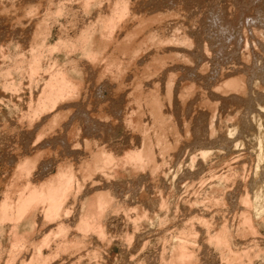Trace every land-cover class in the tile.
<instances>
[{"label": "rangeland", "instance_id": "1", "mask_svg": "<svg viewBox=\"0 0 264 264\" xmlns=\"http://www.w3.org/2000/svg\"><path fill=\"white\" fill-rule=\"evenodd\" d=\"M29 3H28V2ZM35 1H37V2H35ZM61 1V2H60ZM64 1V2H63ZM79 1V2H78ZM93 0H91V3H90V5L86 8L85 7V0L83 1V0H52V2L50 1V0H0V72L2 73H0V205L2 206V204L3 203H5L6 202V204L7 203H10L9 202V200L12 202L13 200L15 201V200H17L18 199V193H20V190L22 189H25V187H24V185H26V182H27V180H33V182H34V180H35V182H37L40 178H39V176H40V172H43V173H41V176L42 177H44L45 176V174H47L48 172L49 173H55L56 172V166L55 165H57L56 164V162H60V161H62L63 159V162H65V159H70L71 160V155L68 157V155H66L68 158H65V157H63V155L62 154H60V152L59 151H55V150H58L57 148H55V146L53 147V146H50L49 144H45L46 142H48V140H49V138H47V137H43L42 139H40V141L39 140H37V137L35 138V135H36V133L38 132V129H40V127H41V125L42 124H40L41 122H44V116L45 115H40V116H36V117H38L37 118V120H38V122H37V120L34 122V124L32 125V124H29V122L27 121V119L25 118L24 119V115H26V113H28V111H29V109L28 108H30L31 106H33L34 104L32 103L33 101V99H35L37 96H38V94L40 93V90H41V88H42V86H43V84H44V82H46V77H50V74H51V71L53 70V69H55V67L57 66V68L60 66V67H65L64 65H65V63H66V66L68 67V70H69V68L71 69V66L73 65V66H76L78 69H80V73L79 74H76V73H74V72H72L73 71V68H72V70H69V71H71V72H69L71 75H72V77L73 78H75L76 80H78V81H80V82H82L83 84H86V85H88L89 84V87L87 88H85V90L86 91H88V94H85V96L86 97H90L91 96V98L90 99H93V100H91L92 102H90L89 100V98H88V101H87V98H86V100L84 99H81V97L82 96H84L83 94L84 93H87V92H85L84 91V93L83 94H81V95H79V96H81L80 97V99H79V103L80 104H83L82 106H85V111H87L88 109L89 110H91V107H92V112H90V113H94V114H96V113H99L98 111H100L101 112V115H102V123H100L101 125L100 126H102V127H99V125H98V128H96L97 127V125H96V122H98V121H95V120H93V121H95L94 122V124H92L93 123V121H92V123H91V121H89L90 119H87V117H81V120L82 121H85V124L87 123V125H85V127L86 128H84V134H86V132L88 131V135H91L90 136V138L91 137H98V138H100L99 140H98V138H97V141H99L100 143L102 142V141H104V142H102V143H105L108 147H111V149H113L112 151L113 152H115V154L116 155H121V154H124L125 153V151H126V149H130L131 147H138V148H140V147H142L141 146V143L142 144H146V141H144L143 139H142V137H141V134H142V132L140 131V133H139V129L137 130V128H135V127H133L132 129L134 130V128L137 130H135L134 131V133H131L132 131L130 130V128H129V125L127 124V122H125L124 121V116H123V114H125L126 112H130L131 111V109H137L138 107H139V104L138 103H136V104H138V107L136 108V104L134 103V101L131 99L130 100V102L131 103H134V104H130V102L128 103V101H127V99L130 97V95H128L129 94V92L128 91H130L131 92V90H136L137 88L138 89H142V87L144 88V89H142V91L143 90H145L144 91V94H146V92L150 89V88H155L154 90L152 89V91H154L155 92V90H156V92H155V94H157V92H158V89L160 90V91H162V90H166V88H165V84H166V87H167V83H165V82H167L168 81V77L171 75V77H174V82H176L178 85H176V86H174L176 83H174V88H176V89H173V92H174V95L177 97V96H179L178 95V91H180V89L182 88L183 90H184V86L186 85V84H191V86L192 87H190V89H189V94L191 95H189L190 97V99H189V101L187 102V104H188V106H186V107H183V106H181L182 105V103H180V99H178V97L176 98V97H173V99H172V103H173V105H172V103L170 104L168 101H165L164 102V100H163V105L161 106V110H163V111H167V112H163V113H165V117H166V123H165V126L167 127V125L169 124V126H170V124H172L171 122H173V126L171 125V127H167L170 131H169V133H168V131H167V133H165L166 134V138H167V140L169 139V138H171V139H169V141H167V143L169 144H171V146H170V149L171 150H168L167 151V153H166V155H165V158L167 157V155H168V157L164 160V168L163 167H161V166H163L162 165V162L159 164V167H161V168H158V171H156L155 172V176L154 177H156V178H152L153 176H151V174L153 175V173H150V168L149 167H147L146 169L144 168H142L143 170H139V171H137L136 172V174L138 173L140 176H141V178L140 177H136V175H134L135 173H133V172H131V170L129 169V167L127 168L126 166V169H127V171H125L126 169H125V167H112L110 170H107V172H108V174H107V172H105L104 171V173L105 174H107V175H110V179L112 178V176H113V180L111 179V181L113 182L112 183V185L111 184H105V186H107L106 188H109L110 189V192H112L113 193V195H114V197H116L117 196V198H114V202H113V207H112V204L109 206V208H110V210L108 209V205L106 206V211H104V214H103V216H102V218L104 219H100L101 221V223H104V226H105V233H106V236L104 237V236H102L103 238L101 239V238H99L98 239V237L100 236L99 234V236L98 235H96V236H98V237H96L95 236V234H97V233H95V231L93 232L91 229L88 231V230H83L85 233H86V231L87 232H89V233H83L82 235L83 236H81V234H80V232L79 231H82L79 227H76V225H77V223L76 222H74V221H76V218L78 219L80 216L78 215V214H80L81 213V211H82V204H80V203H82V201L83 200H87V198L89 197V195L91 194V188H90V190H89V187H87V186H90V187H92V184L93 185H95L94 183L96 182V183H100V182H98V180L99 179H97V178H99L98 177V175H100V174H98V172L97 173H95L94 175H92L91 177H89L90 179H86L85 181H86V183H83V184H85V188L82 186V188H84L83 190L85 191H83V190H80V193H79V195H78V197H79V199H78V197L76 198L75 197V195L73 196L72 195V197H75L74 199H76V200H74L72 197H69L68 199L69 200H67V201H69V202H67L66 203V209H67V206L69 207V205H70V207H69V214H67V217L65 216V217H60V216H62V215H60L58 218L59 219H56L55 221H54V219L53 220H49V221H54V222H49V221H43L42 222V220H43V216H42V212L44 211V209L46 208V203H42V204H40L37 208H33V210H35V211H33L32 213H27V216H24V217H21V219H15V218H17V217H15V218H13L12 216V218H9V219H5V217H4V219L2 218V219H0V264H4V262H5V264H9L10 262H9V259L10 258H15L14 260H15V262H14V264H20L21 263V261H25V259H26V262L28 263V262H30L31 260H34V258L35 257H33L34 256V254H35V252L34 251H42L43 252V255L44 256H46L45 254H47L48 255V262H45L44 264H67V263H69V264H92V262H93V264H146V263H148V264H164V262L165 261H167V262H165V264L167 263V264H177V263H172V262H170L169 260H172V259H169V258H173V260H175V258H174V256H175V254H177L178 252H179V250H181L182 251V249L180 248V249H178L177 247H174L173 246V244H174V242H176V240L178 239V238H180L179 236L181 235L180 234V232H182L183 233V231L185 230V232H188L189 233V230H186V228L188 229V228H190V226L192 227L190 230L191 231H193V229H196L195 231L198 233V235L194 232V234H193V237H194V241L196 242L195 244L193 243H190V242H188V245H187V248H190V249H187L186 247L184 248V250L186 251V249L188 250V258H185V262H184V264L186 263H188V264H229L230 262H231V264L233 263V264H264V217H262V216H260V217H258L259 219H262L261 221L260 220H258V218L257 217H255V216H252V214H251V212H250V210H249V207H250V204H249V200H248V198L250 199H252V194H253V191H254V187H256V185L255 184H252V183H255V179H253L252 180V178H254V172H255V163H256V156H255V153H256V151L259 149V145H258V140L256 139V132L258 131L257 130V127L255 126V125H253V122H251V124L249 123L250 121H249V119L248 118H250V116L254 113H258V115H262V114H264V111H262V107H259V105L257 104V102L258 103H260L261 104V106L262 105H264V88H262V87H264L263 85H264V78H263V76H261V75H259V76H256V72H258V73H261V74H263L264 73V54H263V50H262V48H263V46L261 45V43H260V41H258L257 39H258V37H257V35H254V33L256 34V32H254V30L256 31V29L258 28V27H261V26H264V23H263V21H264V0H130L131 2L133 1V3L134 2H136V3H134L133 5L135 6H133V5H131L132 7L130 8L131 10H129V11H131V12H129L130 13V15H128V18H127V16L124 18V21H122L123 22V24L122 25H124L125 24V26H122V25H120V27H119V24H121L122 22H120L117 26V29L116 28H114L115 29V31L116 32H114V36L115 37H113L112 39H114V38H116V42L115 41H112V40H110L109 39V43H110V45H108L107 47L108 48H106V49H103V51L101 52V53H103L101 56H102V58L104 59V57H106L104 60L102 59V58H100V59H102V60H95V61H93V63H92V59L90 58V57H87V55H86V53L84 54V55H86V56H84V55H82L85 51V44H86V41H85V38H82V36L85 34L84 32H86V27L88 26L89 28V30H97L98 31V28L100 27L101 28V22H97V21H100L101 19H106L108 16H109V14H110V11L111 10H109L110 9V5H111V1L110 0H94L93 2H92ZM112 1H114V0H112ZM153 1V2H152ZM158 1V2H157ZM179 1V2H178ZM233 1V2H232ZM12 4H10V3ZM15 2H16V4H15ZM18 2H20V3H18ZM30 2H33V3H30ZM63 2V3H62ZM66 2V3H65ZM77 2V3H76ZM97 2H99V3H97ZM110 2V3H109ZM146 2V3H145ZM161 2V3H160ZM175 2V3H174ZM178 2V3H177ZM182 2H183V4H182ZM186 2V3H185ZM194 2V3H193ZM48 3H50V5L48 4ZM103 3H105V4H103ZM25 4V5H24ZM33 4V5H32ZM67 6H66V5ZM110 4V5H109ZM132 4V3H131ZM169 4V5H168ZM181 4V5H180ZM192 4V5H191ZM10 7H9V6ZM16 5V6H15ZM27 5V6H26ZM49 5V6H48ZM61 5L63 6L62 7V9H61ZM83 5V6H82ZM158 7H157V6ZM177 5V6H176ZM180 5V6H179ZM203 5V6H202ZM31 7L32 6V8L31 9H34V10H32V11H35V13L34 12H32V16H30V15H27L26 14V12H25V10H27L28 8L27 7ZM36 6L38 7V8H36ZM43 6V7H42ZM112 6V5H111ZM138 6V7H137ZM181 6H183V7H181ZM188 6H189V8H188ZM8 7V8H7ZM13 9H12V8ZM23 7V8H22ZM26 7V8H25ZM48 9H47V8ZM50 7H53L52 9V11H54L55 9L58 11V13H57V11L55 10L54 12V15H53V13H52V11L50 12ZM56 7H58V8H56ZM73 7V8H72ZM76 7V8H75ZM84 9H83V8ZM148 7V8H147ZM150 7V8H149ZM163 7V8H162ZM187 7V8H186ZM205 7V8H204ZM225 7V8H224ZM18 8V9H17ZM41 8V9H40ZM67 8V9H66ZM154 8V9H153ZM162 8V9H161ZM178 8V9H177ZM202 8V9H201ZM226 8H228V9H226ZM239 8V9H238ZM241 8V9H240ZM5 11H4V10ZM35 9H37V10H35ZM138 9V10H137ZM166 9V10H165ZM192 9V10H191ZM9 10H12V11H9ZM18 10V11H17ZM44 10V11H43ZM60 10V11H59ZM70 10V11H69ZM99 10V11H98ZM133 10L135 11V12H133ZM147 10V11H146ZM152 12H151V11ZM186 10V11H185ZM188 10H189V12H188ZM229 10V11H228ZM234 10V11H233ZM254 10V11H253ZM8 11V12H7ZM144 11V12H143ZM171 11V12H170ZM191 11V12H190ZM256 11V12H255ZM7 12V13H6ZM10 12V13H9ZM48 12V13H47ZM61 12V13H60ZM108 12V13H107ZM132 12H133V14H132ZM138 12V14H135V13H137ZM168 12V13H167ZM186 12V13H185ZM203 12V13H202ZM221 12V13H220ZM19 13V14H18ZM23 13L25 14V15H23ZM41 13V15H39ZM49 14V15H46V14ZM75 13V14H74ZM94 13V14H93ZM142 13V14H141ZM167 15H166V14ZM233 13V14H232ZM254 13V14H253ZM259 13V14H258ZM6 14V15H5ZM7 14H9V15H7ZM11 14V15H10ZM18 14V15H17ZM20 14H21V16H22V18H20ZM107 14V17H104L105 15ZM140 14V15H139ZM152 14H153V17L155 16L157 19L156 20H154L155 19V17H154V19H151L150 18V16L152 17ZM157 14L159 15V16H157ZM160 14L162 15V17H160ZM163 14H164V16H163ZM169 14V15H168ZM189 14V15H188ZM191 14V15H190ZM204 14V15H203ZM3 15V16H2ZM99 15V16H98ZM104 15V16H103ZM135 15H136V17H135ZM147 15V16H146ZM185 15V16H184ZM187 15V16H186ZM193 15V16H192ZM206 15V16H205ZM233 16V17H236V18H234L233 20H234V22H232V19H230V18H227V17H229V16ZM235 15V16H234ZM29 16V17H28ZM90 16V17H89ZM104 17V18H102V17ZM138 16V17H137ZM180 16V17H179ZM183 16V17H182ZM189 16V17H188ZM197 16V17H196ZM250 16V17H249ZM255 16V17H254ZM13 17H15V18H13ZM19 17V18H18ZM54 17V18H53ZM99 17L101 18L100 20H99ZM134 17V18H133ZM143 17V18H142ZM158 17H160V18H158ZM175 17H176V20H174L175 19ZM185 17V18H184ZM196 17V18H195ZM25 18V19H24ZM39 18V19H38ZM94 18V19H93ZM148 19V18H150V20L149 21H146V22H144V24H142V22L143 21H145V19ZM180 18H182L181 20H179ZM187 18V19H186ZM191 18V19H190ZM193 18V19H192ZM226 18V19H225ZM257 18V19H256ZM262 18V19H261ZM15 19V20H14ZM20 19H22V21L20 20ZM24 19V20H23ZM126 19H128L129 21H127ZM132 19V20H131ZM140 19H144L143 21H141ZM158 19H160V20H158ZM184 19V20H183ZM205 19V20H204ZM231 21H230V20ZM236 19V20H235ZM261 19V20H260ZM7 20V21H6ZM9 20V21H8ZM31 20V21H30ZM35 20V21H34ZM42 20V21H41ZM44 20V21H43ZM55 20V21H54ZM140 22H139V21ZM162 20V21H161ZM177 20H179V21H177ZM213 20V21H212ZM224 20V21H223ZM255 20V21H254ZM13 21V22H12ZM25 21V22H24ZM33 21V22H32ZM41 21V22H40ZM54 21V22H53ZM102 21V20H101ZM134 21H136V22H134ZM159 21V23L157 24L156 22H158ZM160 21H161V23H164V24H161L160 23ZM167 21V22H166ZM168 21H169V23H168ZM177 21V22H176ZM190 21H192V22H190ZM205 21V22H204ZM236 21V22H235ZM257 21V22H256ZM262 21V22H261ZM35 22V23H34ZM42 22H44L43 23V25L42 24H40V23H42ZM77 22V23H76ZM87 22V23H86ZM96 22V23H95ZM124 22H128V25H129V27H128V25H127V27H126V23H124ZM148 22V23H147ZM154 22V23H153ZM179 22V23H178ZM199 24H198V23ZM223 22V23H222ZM225 22V23H224ZM232 24H231V23ZM249 22H250V24H249ZM11 23H13V24H11ZM46 23V24H45ZM101 23V24H100ZM138 23V24H137ZM167 23V24H166ZM190 23V24H189ZM197 23V24H196ZM201 23V24H200ZM211 23V24H210ZM237 23V24H236ZM6 24V25H5ZM41 25V28L40 27H38V26H40ZM45 24V25H44ZM51 24V25H50ZM86 24H88V25H86ZM137 24V25H136ZM161 24V25H160ZM256 25V24H260V25H258V27H257V25H256V29H255V26L254 25ZM3 25V26H2ZM23 25V26H22ZM74 25V26H73ZM84 25V27H85V30H84V27H82ZM90 25V26H89ZM91 25L93 26L92 27V29H90L91 28ZM96 25V26H95ZM141 25H144V26H141ZM182 25V27H180ZM188 25V26H187ZM195 25V26H194ZM234 25V26H233ZM18 26V27H17ZM35 26V27H34ZM46 26H48V28H49V30H48V28H46ZM50 26V27H49ZM71 26V27H70ZM95 26V27H94ZM135 26V27H134ZM142 28H141V27ZM164 28H163V27ZM176 26H178V28L176 27ZM229 26V27H228ZM242 26H243V28H242ZM254 26V27H253ZM8 27V28H7ZM14 27V28H13ZM21 27V28H20ZM24 27V28H23ZM29 27V28H28ZM43 27V28H42ZM98 27V28H97ZM116 27V26H115ZM126 29H125V28ZM134 27V28H133ZM139 27V28H138ZM152 27V28H151ZM161 27V28H160ZM194 27V28H193ZM204 27V28H203ZM246 27V28H245ZM250 27L253 29L254 28V30H252V29H250ZM5 28V29H4ZM35 28V29H34ZM39 28V29H38ZM81 28V29H80ZM95 28V29H94ZM123 28V29H122ZM129 28H130V30H131V28L133 29V31H134V29L136 30V28H137V30L135 31L136 33H134V34H136V35H132L131 37H133V38H129V39H134V40H132V42L134 41V43H136L139 39H143V36H144V34H145V37L144 38H147L148 37V35L150 34L151 35V32L152 31H156V32H153V33H155V35L159 32V34H164L163 36H165V33H166V36H169L170 35V37L169 38H171V36L173 37V35L172 34H174V40L175 41H177V44L180 42H178V40H176V39H179V37H180V35H182L183 33L181 32V31H184V33H185V31H188V35H190L189 37H192V35H193V37H194V41H192V39H193V37H192V39L190 40L191 42H189V43H192V44H195V45H193V47H191L192 45H188V46H184L183 47V45L181 46V44L182 43H179L178 45H177V47H176V45H175V41H171V42H173V43H169L168 44V42H165L166 44H167V46L165 45V44H163V47L162 48H160V49H157V39L159 38V39H161L163 36H161V38H160V36L158 37V35H156L157 37V39H156V42L157 43H153V42H149V44H148V42L147 43H145V45L147 46V48H145L144 49V47L142 48L143 50H144V52L141 54V52H139L141 55H139V54H137V58H139L138 60H135V61H133V62H131L132 64H131V66H130V69L128 70L129 72L131 71V70H134V71H136V73L138 74V75H140L141 73H142V75H145L144 76V80L141 78V77H143L142 75H140V77L139 78H141L140 79V81H139V78L138 77H136L137 79H135V81H134V75L136 74V73H134V71H133V74H132V71L130 72V73H128V71H127V74H125L124 76H123V78H124V80H123V82H122V85L124 86L123 88H121L120 90L118 89V92H117V90L115 89V88H113V87H111L110 86V84H107V83H103V84H101V83H98V82H103V81H105L106 82V79H107V77L109 76V74L107 73V74H105V75H108L107 77L106 76H104V80L103 79H101V80H103V81H96V79H95V77H92V75L91 74H93L94 73V71H93V73H91L90 74V72H92V70L94 69H97V68H99L100 66H104L106 63L107 64H109V63H113V62H117L116 60H118V61H120V59L122 58V57H125V59H127V57H129V55H130V52L128 51V52H126V54L128 53V55H126V54H124L123 55V53L120 55L119 53H121V52H119V51H115L116 49V46H118L119 45V43H120V41H122V39H125L126 37H125V35H126V33H124L125 31L127 32H129L130 30H129ZM150 29V33L149 32H147V31H149V30H147V29ZM163 28V29H162ZM188 28V29H187ZM218 28V29H217ZM244 28H245V30H244ZM248 28V29H247ZM262 28V27H261ZM264 28V27H263ZM262 28V29H263ZM71 29V30H70ZM122 31H121V30ZM142 29V30H141ZM144 29V30H143ZM155 29V30H154ZM158 31H157V30ZM160 29V30H159ZM178 30V31H176V30ZM182 29V30H181ZM198 29V30H197ZM201 29V30H200ZM226 29V30H225ZM242 29H243V32H242ZM260 29V28H259ZM24 30V31H23ZM27 32H26V31ZM34 30V31H33ZM37 30V31H36ZM40 30V31H39ZM48 30V32L46 33L45 31H47ZM84 30V31H83ZM124 30V31H123ZM174 30H175V32H174ZM205 30V31H204ZM249 30V31H248ZM1 31H4V32H1ZM39 31V32H38ZM138 31V32H137ZM162 31H163V33H162ZM189 31H191V32H189ZM195 31V32H194ZM197 31V32H196ZM202 31V32H201ZM244 31H247L248 33H245ZM6 32V33H5ZM12 32V33H11ZM20 32V33H19ZM33 32V33H32ZM39 33L38 35H36V33ZM44 32L46 33L45 34V36H44ZM83 32V33H82ZM127 32V33H128ZM145 32V33H144ZM203 33V35L201 34V33ZM210 32V33H209ZM35 33V34H34ZM41 33V34H40ZM69 35H68V34ZM82 33V34H81ZM117 33V34H116ZM140 34V36L138 35V34ZM142 33V34H141ZM148 33V34H147ZM176 33V34H175ZM177 33H180V35L179 34H177ZM206 33H207V35H206ZM242 33H243V35H242ZM5 34V35H4ZM22 34V35H21ZM26 34V35H25ZM43 34V35H42ZM187 33H185V35H186ZM197 34H199V35H197ZM241 34V35H240ZM244 34H246V36L248 37V38H246V36L244 35ZM250 36H248V35ZM2 35V36H1ZM16 35V36H15ZM31 35V36H30ZM121 36V38H120V36ZM124 35V36H123ZM137 35H138V38H137ZM147 35V36H146ZM154 35V36H155ZM177 35V36H176ZM184 35V34H183ZM184 35V36H185ZM41 36V37H40ZM64 36V37H63ZM127 36V35H126ZM134 36H136V38L134 37ZM142 36V37H141ZM165 36V37H166ZM179 36V37H178ZM208 38H207V37ZM245 36V37H244ZM253 36V37H252ZM257 37V38H254V37ZM2 37V38H1ZM35 37V38H34ZM42 37H44V39L42 38ZM125 37V38H124ZM141 37V38H140ZM164 37V38H165ZM178 37V38H177ZM253 38V41L251 40L252 38ZM20 38V39H19ZM38 40H37V39ZM63 38L64 39H67V40H63ZM71 38H72V40H71ZM78 38H80V39H78ZM81 38H82V40H84V41H82L81 40ZM167 38V37H166ZM197 38V39H196ZM201 38H203V39H201ZM244 38H246V39H250V41H248V44H247V42H245V39ZM35 39H36V41H35ZM63 41H62V40ZM70 39V40H69ZM78 39V40H77ZM119 39H121V40H119ZM138 39V40H137ZM154 39V40H155ZM207 39V40H206ZM254 39L255 40H257L256 42H254ZM260 39V38H259ZM18 40V41H17ZM40 40H41V42H40ZM128 40V39H127ZM131 40H129V41H131ZM137 40V41H136ZM149 40H150V38H149ZM204 40V41H203ZM242 40V41H241ZM33 41V42H32ZM43 41H45V43L47 44V45H49V47L50 46H52V45H54L55 43H58V45H59V47H57V46H55L54 47V49H53V47H51V49H52V51H51V49H45L44 48V50H42L41 51V61H42V69H41V71L39 70V72L37 73V74H35L34 76H31V74L28 72V64L30 63V60H31V55H32V51H31V49H29V48H34L35 46H37V49H39V46L42 44V42ZM57 41H59V42H57ZM60 41H62V42H60ZM67 42V43H65V42ZM75 41H76V43L79 41V43H75ZM112 41V42H111ZM136 41V42H135ZM198 41V42H197ZM205 41H206V43H205ZM34 42H35V44H34ZM37 42H38V44H37ZM70 42H74L73 43V45H72V43H70ZM85 42V43H84ZM175 42V43H174ZM193 42H196V43H193ZM201 42V43H200ZM245 43V45H244V47H243V44L242 43ZM41 43V44H40ZM44 43V44H45ZM66 45H65V44ZM70 43V44H69ZM81 43H83V44H81ZM203 43H205V44H203ZM209 43H210V45H209ZM256 43V44H255ZM258 43V44H257ZM37 44V45H36ZM45 44V45H46ZM63 45V47L62 46H60V45ZM115 44H117V45H115ZM148 44V45H147ZM153 44V45H152ZM156 44V45H155ZM159 44V43H158ZM202 44H203V47H202ZM258 45L257 47L256 46H253V45ZM23 45V46H22ZM70 45V46H69ZM71 45H72V48H71ZM84 45V46H83ZM161 44H159V46H160ZM170 45V46H169ZM175 45V46H174ZM204 45H206V48H205V46ZM224 45V46H223ZM65 46V47H64ZM151 46V47H150ZM159 46H158V48H159ZM164 46H165V48H164ZM201 46V47H200ZM226 46V47H225ZM76 47V48H75ZM84 47V48H83ZM153 47V48H152ZM156 47V48H155ZM186 47H188V48H186ZM249 47V48H248ZM74 48V49H73ZM111 48V49H110ZM112 48H113V50H112ZM171 48L172 50H174V51H171V50H169V49ZM177 48V49H176ZM181 48V49H180ZM190 48H192L191 50H190ZM197 48H198V50H197ZM200 48H202L203 49V51H206L205 53L202 51V49H201V51H200ZM246 48V49H245ZM36 48H34V50H35ZM35 50V51H38V50ZM68 49V50H67ZM70 49V50H69ZM72 49V50H71ZM82 49V50H81ZM84 49V50H83ZM108 49V50H107ZM148 49V50H147ZM156 49V50H155ZM163 49V50H162ZM186 49H188V50H186ZM205 49V50H204ZM208 49V50H207ZM209 49H210V51H209ZM224 49V50H223ZM225 49H226V51H225ZM232 49H233V51H232ZM66 50V51H65ZM81 50V51H80ZM104 50H106V51H104ZM142 50V51H143ZM146 50V51H145ZM153 50V51H152ZM158 50V52H160V53H162L163 55H164V53H166V55L165 56H169V58L170 59H168L167 58V61H168V63H170V65L168 64V63H165V64H163V66H166V64L168 65L167 67H163L162 65L161 66H158V67H155V68H158V69H155L153 66H152V64H150V63H153V62H151V60H152V57H153V55H154V53L153 52H156ZM163 52H162V51ZM170 52H169V51ZM247 50V51H246ZM19 51V52H18ZM34 51V53H38V52H35ZM45 51V52H44ZM48 53H47V52ZM70 51H72V52H70ZM82 51H84V52H82ZM115 51V52H114ZM152 51V52H151ZM165 51V52H164ZM176 51V52H175ZM194 51V52H193ZM208 51H209V53H208ZM236 51V52H235ZM252 51H254V52H252ZM18 52V53H17ZM28 52V53H27ZM66 52H68V53H66ZM106 52V53H105ZM113 52V53H112ZM118 53V58H116V56H117V53ZM148 52V53H147ZM151 52V53H150ZM168 52H169V54H168ZM175 53V54H172V53ZM182 52V53H181ZM200 52H201V54H200ZM23 53V54H22ZM43 53V54H42ZM108 53H110V54H112V55H110V54H108ZM115 53H116V55H115ZM171 53V54H170ZM184 53H187V54H189V57L190 56H192L191 57V59L193 58V55H194V57H195V59H192V61L189 63V60L188 59H190V58H188V55L186 54V57H184ZM203 53H204V55L205 56H203ZM207 53V54H206ZM228 53V54H227ZM249 53H254V54H251L250 56L248 55ZM21 54V55H20ZM26 54V55H25ZM28 54H29V56H28ZM107 54V55H106ZM145 54V55H144ZM150 54V55H149ZM177 54H179L178 55V57H179V59L178 58H176L174 55H177ZM183 54V55H182ZM227 54V55H226ZM3 55V56H2ZM25 56V57H23V56ZM106 55V56H105ZM109 55V56H108ZM148 55V56H147ZM161 55V54H160ZM162 55V56H163ZM170 55H172V56H174V57H170ZM200 55V56H199ZM244 55V56H243ZM262 55V57H260ZM82 56H84V58L82 57ZM100 56V55H99ZM100 56V57H101ZM104 56V57H103ZM114 56V57H113ZM140 56V57H139ZM150 56V57H149ZM208 56V57H207ZM209 56H210V58H209ZM246 56V57H245ZM250 58V60H249V58ZM11 57V58H10ZM19 57V58H18ZM120 57V58H119ZM148 57V58H147ZM198 57V58H197ZM24 58V59H23ZM88 58V59H87ZM114 58V59H113ZM136 58V57H135ZM136 58V59H137ZM149 58H151V60H149ZM183 60H181V59ZM188 58V59H187ZM197 58V59H196ZM263 58V59H262ZM15 59V60H14ZM18 59V60H17ZM26 59H28V60H26ZM30 59V60H29ZM45 59V60H44ZM111 59H113V60H115V61H113L112 62V60ZM124 58H122L121 59V61L123 60ZM124 59V60H125ZM146 59H148V60H146ZM173 59V60H172ZM185 59H187V60H185ZM201 59V60H200ZM208 59V60H207ZM242 59H244V60H242ZM261 59V60H260ZM21 60V61H20ZM75 60V61H74ZM89 60V61H88ZM109 60H111V62L109 61ZM178 60H180V61H178ZM193 60L195 61V64H192V62H193ZM203 60V61H202ZM248 60V61H247ZM18 63H17V62ZM19 61H20V63H21V65H22V63L24 64L25 62H27L28 64H25L22 68H21V65H19L20 66V71L18 70V64H19ZM23 61V62H22ZM50 61H51V63H50ZM69 61H71V62H69ZM73 61H74V63H73ZM97 61V62H96ZM99 61H101V62H99ZM105 61V62H104ZM144 63H143V62ZM167 61H165V62H167ZM179 62L180 63V65H179V63H177V62ZM185 61H187V62H185ZM16 62V63H15ZM54 62L57 64V65H54ZM87 62V63H86ZM109 62V63H108ZM149 62V63H148ZM173 62H175V63H173ZM198 62V63H197ZM200 62V63H199ZM226 62V63H225ZM251 62V63H250ZM11 63V64H10ZM50 63V64H49ZM67 63H70V64H67ZM73 63V64H72ZM80 63V64H79ZM88 63H90V64H88ZM96 63V64H95ZM98 63V64H97ZM135 63V64H134ZM146 63V64H145ZM148 63V64H147ZM194 63V62H193ZM197 63V64H196ZM206 63V64H205ZM211 63V64H210ZM13 64V65H12ZM16 64H17V66H16ZM61 64L63 65V66H61ZM95 64V68H93L94 65ZM102 64V65H101ZM104 64V65H103ZM124 64V63H123ZM186 64H187V66H186ZM190 64H192V65H190ZM199 64V65H198ZM203 64V65H202ZM246 64V65H245ZM251 64V65H250ZM27 65V66H26ZM45 65V66H44ZM59 65V66H58ZM86 65V66H85ZM99 65V66H98ZM145 65H147V66H152V67H147V66H145ZM175 65V68L173 67ZM177 65H178V67H177ZM184 67H183V66ZM189 65V66H188ZM195 65V66H194ZM207 65V66H206ZM227 65V66H226ZM49 66V67H48ZM72 66V67H73ZM80 66V67H79ZM134 66H136V67H134ZM169 66H170V68H172V69H174V70H172L171 69V72L172 71H177V72H175V74H174V72L171 74V72H170V74H169V71L167 72V70L169 69L170 70V68H169ZM180 66V67H179ZM193 66V67H192ZM198 66V67H197ZM202 66H203V68H202ZM18 67V68H17ZM47 67V68H46ZM66 67V68H67ZM83 67V68H82ZM85 67V68H84ZM141 67V68H140ZM142 67H143V69H142ZM147 67V72H146V69H144V68H146ZM163 68V69H165V70H163L164 72H162L161 70L162 69H160V68ZM176 67H177V69H176ZM210 67V68H209ZM216 67V68H215ZM230 69H229V68ZM24 68H25V70H24ZM49 68V69H48ZM89 68H91V70L89 69ZM93 68V69H92ZM135 68L137 69V70H135ZM151 68H152V71L150 72L148 69H150L151 70ZM178 68H180V69H178ZM193 68H194V70H193ZM195 68H198V70L197 69H195ZM200 68V69H199ZM208 68V69H207ZM225 68V69H224ZM252 68V70L250 71V69ZM10 71H9V70ZM15 69V70H14ZM46 69H48V70H46ZM52 69V70H51ZM88 69V70H87ZM100 69H101V67H100ZM139 69V70H138ZM153 69H155V70H153ZM160 69V70H159ZM228 69V70H227ZM250 71V72H247L248 70ZM2 70V71H1ZM6 70H7V73H6ZM45 70V73H43V71ZM157 70V71H156ZM19 71V72H18ZM23 71H24V73H23ZM26 71V72H25ZM46 71H50V73H46ZM143 71H144V73H143ZM149 71V72H148ZM227 71V72H226ZM229 71V72H228ZM18 72V73H17ZM22 72V73H21ZM83 72V73H82ZM140 72V73H139ZM154 72H156V74H154ZM159 72V73H158ZM166 72V73H165ZM179 72H181V73H179ZM201 72V73H200ZM240 72H241V74H240ZM245 72V73H244ZM11 74V76L10 77H8L10 74ZM27 73V74H26ZM41 73V74H40ZM150 73V74H149ZM184 73V74H183ZM217 73V74H216ZM234 75H233V74ZM7 74V76H5ZM9 74V75H8ZM38 74H40V76L38 75ZM43 74H46V75H44L45 76V78L43 77ZM157 74H159V75H157ZM166 74L168 75L169 74V76H166ZM188 75V76H185V75ZM204 74V75H203ZM207 74V75H206ZM236 74V75H235ZM237 74H239L238 76H237ZM242 74L246 77V75H247V77H246V79L248 78V79H250V80H252V78H257V77H259V81L261 82V84H262V87H260V89H258V90H256L255 91V93L256 94H254L253 92L254 91H250V89H249V83H248V92H246V94H248L249 92L251 93H249L250 94V99H248V95H244V99H242L241 97H236V94L235 95H233L234 94V92L232 93L231 92V89L230 90H228V87L226 86V88H224L225 86V84H224V82L226 81V80H228V79H231V78H233V77H240V76H242ZM25 75V76H24ZM27 75V76H26ZM48 75V76H47ZM138 75H136V76H138ZM148 75L150 76V77H148ZM154 75H157V77L156 76H154ZM172 75H174V76H172ZM177 77H176V76ZM180 77H179V76ZM184 75V76H183ZM206 75V76H205ZM224 75V76H223ZM229 77H228V76ZM249 75V76H248ZM24 76V77H23ZM33 77V79L31 78V77ZM38 76V77H37ZM83 76V77H82ZM85 76V77H84ZM91 76V77H90ZM130 76V77H129ZM133 76V77H132ZM191 76V79L192 80H190L188 77H190ZM204 76V77H203ZM211 76V77H210ZM220 76V77H219ZM221 76H222V78H221ZM49 77L47 78V79H49ZM126 77V78H125ZM133 79H132V78ZM152 77V78H151ZM154 77H156V78H154ZM176 77V78H175ZM192 77H194V79L192 78ZM7 78V79H6ZM11 78V79H10ZM40 79V80H38V79ZM83 78V79H82ZM97 78V77H96ZM106 78V79H105ZM148 78V79H147ZM154 78V79H153ZM167 78V79H166ZM178 78V79H177ZM183 78L185 79V80H183ZM189 79L190 81L188 82L186 79ZM216 78V79H215ZM219 78V79H218ZM45 81H44V80ZM82 79V80H81ZM149 80V81H151L152 82V84H151V82H149L148 81V83L145 81V80ZM152 79V80H151ZM182 79V80H181ZM199 81H198V80ZM206 79H208V80H206ZM218 79V80H217ZM220 79H222V81L220 80ZM8 80H10L9 82L10 83H8ZM30 80V81H29ZM36 80V81H35ZM133 80V81H132ZM137 80V81H136ZM176 80V81H175ZM179 80V81H178ZM180 80H181V82H180ZM214 80V81H213ZM11 81H14V82H11ZM24 81V82H23ZM95 81H96V83H95ZM131 81V82H130ZM154 81V82H153ZM182 81H183V83H182ZM184 81H186V82H184ZM203 81V82H202ZM218 81V82H217ZM21 82V83H20ZM29 83V85H28V83ZM32 82H33V84H32ZM94 82V83H93ZM135 82V83H134ZM137 82H138V84H137ZM142 82V83H141ZM156 82V83H155ZM196 82V83H195ZM6 83H8V84H6ZM126 83V84H125ZM128 83V84H127ZM186 83V84H185ZM5 84L7 85V87H8V85H9V87L7 88L6 86H5ZM19 84H20V86H19ZM23 84V85H22ZM97 84V85H96ZM147 84V85H146ZM158 84V85H157ZM161 84V85H160ZM219 84V85H218ZM221 84V85H220ZM224 84V85H223ZM40 85H42V86H40ZM86 85H84V86H86ZM92 85V86H91ZM107 85V86H106ZM126 85V86H125ZM138 85V87L136 88V86ZM182 85H183V87H182ZM195 85V86H194ZM201 85V86H200ZM222 85H223V87H222ZM245 85H247V84H245ZM244 85V86H245ZM4 86V87H3ZM11 86V87H10ZM13 86V87H12ZM40 86V87H39ZM95 86V87H94ZM99 86V87H98ZM135 86V87H134ZM142 86V87H141ZM148 86V87H147ZM150 86V87H149ZM152 86V87H151ZM157 86V87H156ZM180 86V87H179ZM35 87H36V89H35ZM91 87H92V89L94 88V91L91 89ZM132 87V88H131ZM159 87V88H158ZM178 87H179V90H178ZM204 87V88H203ZM217 87V88H216ZM222 88V89H224V91H222V89H218V88ZM251 87H252V84H251ZM5 88V89H4ZM17 88V89H16ZM19 88V89H18ZM40 88V89H39ZM89 88H90V90H89ZM128 88V89H127ZM136 88V89H135ZM165 88V89H164ZM206 88V89H205ZM212 90H211V89ZM245 88H247V87H245ZM33 89V90H32ZM123 89V90H122ZM129 89H131V90H129ZM147 89V90H146ZM193 89V90H192ZM197 89V90H196ZM216 90L217 89V91H214V90ZM30 90V91H29ZM38 90V91H37ZM97 90V91H96ZM192 90V91H191ZM200 90V91H199ZM227 92H226V91ZM253 90V89H252ZM2 91V92H1ZM90 91H93V92H91V93H89ZM126 91V92H125ZM150 91H151V89H150ZM147 92L148 94H146V95H148V96H146V97H148V99H150L151 98V96H152V91L151 92ZM160 91L158 92V95L160 94L161 96L162 95H164L165 94V92L163 91V92H161L160 93ZM176 91V92H175ZM195 91H196V93H195ZM232 91H234V90H232ZM153 92V93H154ZM210 92H212V93H210ZM216 92V93H215ZM219 92V93H218ZM100 93V94H99ZM116 93V94H115ZM176 93V94H175ZM195 95H194V94ZM205 93V94H204ZM228 93V94H227ZM230 93H231V95H230ZM10 94V95H9ZM21 94V95H20ZM90 94H92V95H90ZM94 94V95H93ZM99 94V95H98ZM201 94H202V96H201ZM214 94V95H213ZM20 95V96H19ZM34 95H35V97H34ZM88 95V96H87ZM115 95V96H114ZM192 95H193V97H192ZM197 95H199V96H197ZM206 96V97H204V96ZM226 95H228L227 97H226ZM230 95V96H229ZM32 96V97H31ZM93 96V97H92ZM127 96H128V98H127ZM150 96V97H149ZM223 96V97H222ZM247 96V97H246ZM252 96H253V99H252ZM116 97V98H115ZM118 97V98H117ZM204 99H203V98ZM237 99H236V98ZM245 97L247 98L246 100H245ZM12 98V99H11ZM18 98V99H17ZM32 98V99H31ZM83 98V97H82ZM85 98V97H84ZM99 98V99H98ZM105 98V99H104ZM111 98V99H110ZM120 98V99H119ZM239 98V99H238ZM108 99V100H107ZM117 101H116V100ZM178 99V100H177ZM210 99V100H209ZM31 100V101H30ZM96 100V101H95ZM100 100V101H99ZM108 102H106V101ZM120 102H119V101ZM124 100H125V102H124ZM180 100V101H179ZM203 100V101H202ZM235 100V101H234ZM237 100V101H236ZM240 100V101H239ZM25 101H27V102H25ZM81 101V102H80ZM88 103H87V102ZM104 101V102H103ZM110 101H111V103H110ZM177 101V102H176ZM179 101V102H178ZM207 101V102H206ZM239 101V102H238ZM246 101V102H245ZM86 102V104H84ZM104 105L105 104V102L107 103V106H102V104ZM122 102H123V104H122ZM145 102L146 101H142V103L141 104H145ZM168 102V103H167ZM197 102V103H196ZM214 102H215V104H214ZM217 102V103H216ZM219 102V103H218ZM245 102V103H244ZM14 103V104H13ZM28 103V104H27ZM30 103H32V105L30 104ZM92 103V104H91ZM113 103V104H112ZM128 103V104H127ZM165 103V104H164ZM180 103V104H179ZM194 103V104H193ZM209 103V104H208ZM231 103H232V105H231ZM239 103V104H238ZM241 103V104H240ZM30 104V105H29ZM96 104V105H95ZM127 104V105H126ZM147 104H148V107H150V105H149V103H147L146 102V104H145V106L143 105H141L142 107H140L141 109H142V111H143V109H146V108H148V107H146L147 106ZM202 104H204V106L202 105ZM214 104V105H213ZM237 104V105H236ZM87 105V106H86ZM90 105H92L91 107H90ZM101 105V106H100ZM118 105H120V106H118ZM122 105L123 106H125V108H124V110L123 109H121V110H123V111H126V109L128 110V111H126L125 113L123 112V114H121L122 113V111L121 110H119V107L120 108H122ZM130 105V107L131 106H135V107H131L130 109H129V107L127 108V106H129ZM172 105V106H171ZM178 105V106H177ZM199 107H198V106ZM210 105V106H209ZM240 105V106H239ZM245 105V106H244ZM96 106V107H95ZM99 106H100V108H99ZM165 106H166V108H165ZM168 106V107H167ZM199 108H197V107ZM202 106V107H201ZM211 106H214V107H211ZM241 106H243V108L241 107ZM109 107V108H108ZM113 107V108H112ZM118 107V108H117ZM182 107L183 108H185V110L183 109L182 110ZM86 108H88L87 110H86ZM99 108V109H98ZM105 108V109H104ZM112 108V109H111ZM139 108V109H140ZM171 108V109H170ZM186 108H188V109H186ZM233 108V109H232ZM237 108H240L239 110L237 109ZM83 109V110H84ZM110 109V111H108ZM114 109V110H113ZM149 109V108H148ZM165 109V110H164ZM170 109V110H169ZM176 109H178V110H176ZM193 111H192V110ZM204 111H203V110ZM211 109V110H210ZM213 109H214V113H213ZM244 109V110H243ZM26 110V111H25ZM172 110V111H171ZM188 110V111H187ZM190 110V111H189ZM197 110V111H196ZM229 110V111H228ZM264 110V109H263ZM142 111L140 112V113H142ZM147 111V112H146ZM148 111H150V110H144V114L142 113V116L143 115H146L144 118H142V119H144V121L147 123L148 122V128L147 129H149L147 132H149L150 133V131L152 130V132H151V135L153 134V133H155L154 131H158L159 130V126L157 127V126H155V125H152L151 123H149V122H151L153 119H155L156 117H158L157 115L155 116V113H152L151 114V112H148ZM171 111V112H170ZM180 111V112H179ZM185 111V112H184ZM209 111V112H208ZM235 111H236V113H235ZM241 111V112H240ZM243 111V112H242ZM15 112V113H14ZM170 112V113H169ZM175 114H174V113ZM176 112H178V113H176ZM182 112H184V113H182ZM234 112V113H233ZM248 113V116H246V113ZM6 113V114H5ZM17 113V114H16ZM19 113V114H18ZM119 113V114H118ZM148 113V114H147ZM172 113V114H171ZM181 113V114H180ZM223 113V114H222ZM227 113V114H226ZM243 113H244V115H243ZM76 115H79L80 114V112L78 111L77 113H75ZM93 114V115H94ZM104 114V115H103ZM130 114V113H129ZM150 114L152 115V116H150ZM171 115V117L173 118H170L169 116ZM198 114V115H197ZM209 114H210V116H209ZM215 114V115H214ZM229 114H231V115H229ZM251 114V115H250ZM16 115V116H15ZM23 115V116H22ZM109 115V118H107V116ZM113 115V116H112ZM167 115H169V116H167ZM174 115V116H173ZM182 115V116H181ZM234 115H236V116H234ZM256 115V114H255ZM104 116V117H103ZM106 116V117H105ZM120 116H123V117H120ZM149 118H148V117ZM196 117V119H195V117ZM219 116V117H218ZM245 116V117H244ZM253 116V115H252ZM251 116V117H252ZM36 117H35V119H36ZM42 118V119H40V118ZM119 117V118H118ZM152 117H154V118H152ZM168 117V118H167ZM206 117V118H205ZM215 119H214V118ZM240 117L242 118L241 120H240ZM247 117V119L246 120H244L245 118ZM110 118H111V120H110ZM114 118V119H113ZM205 118V119H204ZM209 118V119H208ZM211 118V119H210ZM105 119H107L106 121H105ZM115 120L114 121V123L116 124H114V125H112V121L113 120ZM118 119V120H117ZM168 119H170L169 120V122L167 123V120ZM172 119V120H171ZM185 119V120H184ZM190 121H189V120ZM221 119H222V121H221ZM13 120V121H12ZM19 120V121H18ZM43 120V121H42ZM123 120V121H122ZM148 120V121H147ZM205 120V121H204ZM216 120V121H215ZM22 121V122H21ZM24 121V122H23ZM27 121V122H26ZM39 121H40V123H39ZM105 121V122H104ZM111 121V123H109ZM120 121H122V122H120ZM171 121V122H170ZM183 121V122H182ZM193 121V122H192ZM210 121V122H209ZM240 123V124H242V125H239V124H237L238 122ZM3 122V123H2ZM8 122V123H7ZM120 122V123H119ZM126 123V126H125V123ZM144 122V123H145ZM175 122V123H174ZM180 122V123H179ZM185 122V123H184ZM219 122H221V123H219ZM7 123V124H6ZM25 123H27V124H25ZM90 125H89V124ZM108 123V124H107ZM123 123V124H122ZM152 123H153V121H152ZM177 123V124H176ZM210 123L212 124V127H215V128H213V130L214 129H216L217 130V133H216V131H212V128L210 129ZM216 123V124H215ZM244 123H246V124H244ZM92 124V125H91ZM105 124V125H104ZM151 124V125H150ZM174 124H176L175 125V128H174ZM12 125V126H11ZM30 125V126H29ZM39 125H40V127H39ZM83 125V126H84ZM107 125H108V127H107ZM112 127H111V126ZM127 125H128V127H127ZM178 125V126H177ZM188 125V126H187ZM215 125V126H214ZM219 125V126H218ZM221 125V126H220ZM238 127H237V126ZM33 126V127H32ZM35 126V127H34ZM95 126V127H94ZM150 126H152V127H150ZM186 126V127H185ZM230 126V127H229ZM234 126H236L237 127V130L236 131H238V132H234L233 134L234 135H231L232 136V138H231V141H229V137H230V135H228V137H227V134H228V132H227V130L229 131L231 128H234ZM22 127V128H21ZM31 127V129H29ZM153 127H154V129H153ZM180 129V132H179V129ZM181 127H182V129H181ZM201 127V128H200ZM209 127V128H208ZM217 127H219V129L217 128ZM228 127L230 128V129H228ZM8 128V129H7ZM13 128V129H12ZM93 128V129H92ZM100 128H101V131H100ZM109 128V129H108ZM151 128V129H150ZM157 128V129H156ZM187 128V129H186ZM189 128V129H188ZM196 128V129H195ZM222 128V129H221ZM224 128H226V129H224ZM8 131H7V130ZM27 129V130H26ZM62 130V128H57L56 129V131H58V133H60L61 134V130ZM85 129H86V131H85ZM90 129H92V131L90 130ZM95 129V130H94ZM98 131H97V130ZM111 129V130H110ZM126 129H129L128 131L126 130ZM178 130V133H177V130ZM203 129V130H202ZM211 131H210V130ZM5 130V131H4ZM12 130H14V131H12ZM187 130V131H186ZM226 130V131H225ZM7 131V132H6ZM18 131V132H17ZM56 131H53L54 132V134H53V132H51L52 134V137H54V136H56V134H58ZM63 131V130H62ZM90 131V132H89ZM95 131V132H94ZM100 131V132H99ZM156 131V132H157ZM171 131H176V133L174 134V136L177 134V136H173V134H171L170 132ZM198 131V132H197ZM202 131V132H201ZM212 133V134H209L210 132ZM9 132V133H8ZM11 132V133H10ZM56 132V133H55ZM200 132H201V134H200ZM216 133V135H215V133ZM97 133H99V134H97ZM184 133H185V135H184ZM225 133V134H224ZM227 133V134H226ZM5 134V135H4ZM9 134V135H8ZM15 134V135H14ZM20 134V135H19ZM24 134V135H23ZM60 134L58 135V136H60ZM102 134V135H101ZM134 134V138H133V135ZM140 134V135H139ZM169 136H168V135ZM178 134H179V136H178ZM181 134H182V136H181ZM215 136H214V135ZM218 134V135H217ZM238 134V135H237ZM18 135V136H17ZM50 135V136H51ZM98 135V136H97ZM107 135V136H106ZM129 135V136H128ZM171 135H172V137H171ZM209 135H210V137H211V135L213 136V137H209ZM226 135V137L225 138H228V139H224V136ZM236 135V136H235ZM15 136V137H14ZM135 136H136V138H135ZM152 136H154V134L152 135ZM184 136V137H183ZM188 136V137H187ZM216 136H217V138H216ZM222 136H223V138H222ZM107 137V138H106ZM109 137V138H108ZM139 139H138V138ZM178 137H179V139H178ZM181 137V138H180ZM193 137H195V138H193ZM5 138V139H4ZM20 138V139H19ZM103 138H104V140H103ZM120 138V139H119ZM178 140H177V139ZM186 138V139H185ZM210 138V139H209ZM221 138V139H220ZM235 140H234V139ZM239 138H241V139H239ZM7 139V140H6ZM45 139H47V140H45ZM133 139V140H132ZM137 139V140H136ZM141 139H142V142H141ZM177 141H176V140ZM182 139V140H181ZM185 139V140H184ZM204 139V140H203ZM222 139H224V140H222ZM35 140H37V143L35 142ZM45 140V141H44ZM138 140H140V141H138ZM191 140V141H190ZM197 140V141H196ZM234 140V141H233ZM236 140H237V142H236ZM241 140V141H240ZM21 141V142H20ZM32 141H34V142H32ZM39 141V142H38ZM97 141H95V142H97ZM134 141V142H133ZM175 141V142H174ZM217 141V142H216ZM20 142V143H19ZM44 142V144L46 145H44V144H42L41 145V143H43ZM93 142V146L95 145L94 143V141H92ZM143 142H145V143H143ZM174 142V143H173ZM202 142V143H201ZM210 142V143H209ZM216 142V143H215ZM8 143V144H7ZM25 143V144H24ZM28 143V144H27ZM114 143H116V145L114 144ZM155 143V142H154ZM227 145V146H225V144ZM234 143H235V145H234ZM243 143V144H242ZM15 144V145H14ZM32 144V145H31ZM34 144V145H33ZM37 144V145H36ZM132 144V145H131ZM162 144V143H161ZM161 144L158 146L157 144V146L158 147H156V145H155V147H156V151L158 152L159 150V147H161ZM238 144V145H237ZM10 145V146H9ZM43 145L47 148V150L48 149H50V147H51V151H52V153L51 152H49V153H51V157H52V155H54L55 156V153L53 154V150H52V148L54 149V152H56L57 153V157H58V155H61L60 156V158H62V160L60 159L59 160V157L58 158H56V157H54V159H55V162L53 163V164H55L54 165V167L52 168V166H53V164L52 163H48V160H45V161H43L44 159V157H46L45 155H47L46 153L42 156V159H40V164H38L36 167L38 168V170H36L35 168V170H33V172H32V174H31V176H29V177H27L26 178V176H24L25 174H20V171L18 170L19 168H20V166L22 165L21 163L23 162V159H25V158H28V157H30L32 154L34 155V152L36 153V150H41V151H43V150H46V149H44L45 147H43ZM131 145V146H130ZM37 146L39 147V148H37ZM43 148H42V147ZM49 148H48V147ZM81 146V145H80ZM79 146V147H80ZM173 146V147H172ZM175 146V147H174ZM185 146V147H184ZM204 146H206L205 148H204ZM235 146H238L237 148L235 147ZM240 146V147H239ZM32 147H34V148H32ZM40 147H41V149H40ZM115 147V148H114ZM189 147V148H188ZM209 147V148H208ZM219 147H221V148H219ZM2 148H4V149H2ZM9 148V149H8ZM36 148V149H35ZM84 148V149H83ZM123 148H125V149H123ZM201 148L203 149V150H207L206 148H208V151L210 152L209 153V155L207 156V158L208 159H211V160H208L207 159V161H206V159H205V164H204V160H203V157H202V150H201ZM223 148H224V151H223ZM43 149V150H42ZM86 148L84 147V145H82L81 146V149H78V151L80 150V153L78 152L77 154H79V155H75L76 157H80V155L84 158V156L83 155H85L87 152H86V150H85ZM116 149V150H115ZM133 149V148H132ZM175 149L177 150L176 152H175ZM186 149V150H185ZM222 149V150H221ZM21 150H22V152H21ZM34 150V151H33ZM38 150V151H39ZM84 150V151H83ZM125 150V151H124ZM173 150V152H171ZM197 150V151H196ZM213 150H215L214 151V154H213ZM16 151V152H15ZM186 151V152H185ZM189 151H190V153H189ZM217 151V152H216ZM218 151H221V152H218ZM31 152V153H30ZM124 152V153H123ZM175 152V154H173ZM195 152V153H194ZM3 153V154H2ZM29 153V154H28ZM177 153H178V155H177ZM186 153V154H185ZM225 153V154H224ZM12 154V155H11ZM20 154V155H19ZM27 154V155H26ZM173 154V155H172ZM197 154H199V155H197ZM217 154H219V155H217ZM228 154V155H227ZM50 155V154H49ZM192 155V156H191ZM194 155V156H193ZM214 155V156H213ZM223 157H222V156ZM6 156V157H5ZM74 156V157H75ZM160 156V155H159ZM177 156H178V158H177ZM189 156V157H188ZM199 156H201V158L198 157ZM218 156H219V158H218ZM25 157V158H24ZM72 158V160H74L75 158ZM82 157H80L81 158V160H82ZM173 159H172V158ZM192 157V158H191ZM211 157V158H210ZM214 157H216V158H214ZM233 157V158H232ZM17 158H19L20 159V162H19V159H17ZM48 158V157H47ZM47 158H45V159H47ZM53 158V157H52ZM79 158V159H80ZM161 158V157H160ZM160 158H159V160H160ZM169 158H171V159H169ZM175 158H177V159H179L178 160V162L180 163H178L177 162V159H175ZM214 158V159H213ZM232 158V159H231ZM17 159V160H16ZM56 159H57V161H56ZM78 159V158H77ZM77 159H75V161H77ZM169 159V160H168ZM175 159V160H174ZM184 159V160H183ZM192 159H194V164H192L193 162H191L192 161ZM199 159V160H198ZM212 159H213V162H212ZM4 160V161H3ZM6 160V161H5ZM81 160H79V161H81ZM84 160V159H83ZM174 160V161H173ZM195 160H197V161H195ZM203 160V161H202ZM235 160V161H234ZM22 161V162H21ZM42 161V162H41ZM67 162L69 161V160H66ZM79 161H77L76 163H75V165L77 164V163H81L82 164V162H84V161H81V162H79ZM170 162L169 164L168 163H166V162ZM210 161V162H209ZM231 161H233V162H231ZM15 162V163H14ZM38 162V163H39ZM45 162H47V163H45ZM184 162V163H183ZM203 162V163H202ZM207 162H208V164H207ZM212 162V163H211ZM235 162V163H234ZM6 163V164H5ZM43 165H42V164ZM72 163H74V161H72ZM200 163V164H199ZM211 163V164H210ZM20 164V165H19ZM48 165V166H45V165ZM81 164H80V166H81ZM165 164L167 165V166H165ZM174 164H176V165H174ZM177 164L179 165V166H177ZM192 165V167H194L193 169H190V167H191V165ZM195 164H198V165H196L195 166ZM203 164V165H202ZM237 164V165H236ZM51 165V166H50ZM78 166H79V164H77ZM182 165V166H181ZM185 165H187V166H185ZM190 165V166H189ZM207 165V166H206ZM211 165V166H210ZM213 165V166H212ZM226 165H227V167H226ZM236 165V166H235ZM14 166V167H13ZM41 166H44L45 168H46V171L48 170V172L46 173L44 170V167H41ZM117 166V165H116ZM174 166H176L177 167V169H176V167H174ZM180 166L182 167V169L180 168ZM199 166V167H198ZM208 166H210L211 168H209ZM229 166H231V167H229ZM11 167H13V168H11ZM41 169H40V168ZM48 167L50 168V169H48ZM165 167H167L168 169H171V170H169L168 171V169H167V171H166V168ZM191 167V168H192ZM207 167H208V169H207ZM244 167H245V169H244ZM3 168V169H2ZM15 168H17V169H15ZM44 170H43V169ZM121 168H123V169H121ZM163 168V169H162ZM175 170V173H176V178L173 176H170L171 174L169 173L168 174V178L165 176L167 173L166 172H174L173 171V169ZM186 168V169H185ZM230 168H233V169H231V170H229ZM113 169V170H112ZM117 169H119L120 170V172L121 173H118V174H120V175H113V174H116L114 171L115 170H117ZM130 171H129V170ZM141 169V168H140ZM181 169V170H180ZM197 169V170H196ZM214 169V170H213ZM10 170V171H9ZM18 170V171H17ZM147 170V171H146ZM157 170V169H156ZM177 170H179V171H177ZM190 170V171H189ZM192 170V171H191ZM209 170V171H208ZM213 170V171H212ZM219 170V171H218ZM221 170V171H220ZM232 170H234V171H232ZM245 170V171H244ZM17 171V172H16ZM34 171L35 172H37V173H34ZM111 171H112V173H111ZM162 171V172H161ZM183 171V172H182ZM228 171H229V173H228ZM240 171V172H239ZM140 172V173H139ZM163 172H165V173H163ZM191 172V173H190ZM225 173V175H224V173ZM230 172H231V175H230ZM14 173V174H13ZM38 173H39V175H38ZM45 173V174H44ZM99 173H102V171L101 172H99ZM110 173V174H109ZM131 173V174H130ZM159 173V174H158ZM181 173H182V175H181ZM211 173V174H210ZM223 173V174H222ZM18 174H20V176L18 175ZM111 174H112V176H111ZM137 174V175H138ZM158 174V175H157ZM165 174V175H164ZM174 173H172V175H173ZM178 174V175H177ZM214 174V175H213ZM226 174H227V177H225L226 176ZM229 174V175H228ZM239 174V175H238ZM248 174V175H247ZM250 174V175H249ZM263 174V173H262ZM36 175L38 176V178L36 177ZM132 175H133V177H132ZM138 175V176H139ZM146 175H148V177L146 176ZM157 175V176H156ZM162 175H164L165 177H166V179H165V177H163ZM203 175V176H202ZM217 175L219 176V178L217 177ZM224 175V176H223ZM247 175V176H246ZM8 176V177H7ZM11 176V177H10ZM18 176V177H17ZM40 176V177H41ZM135 176V177H134ZM150 176V177H149ZM180 176V177H179ZM223 176V177H222ZM232 176H234V178L232 177ZM237 176V177H236ZM17 177V178H16ZM22 177V178H21ZM143 177V178H142ZM171 177H172V179L173 178H175V179H173L172 181L174 182H172L171 181ZM207 177V178H206ZM222 177V178H221ZM230 177H231V179H230ZM16 178V179H15ZM29 178V179H28ZM30 178H32V179H30ZM81 178V177H80ZM154 179V180H149V179ZM157 178H159V180L157 179ZM199 178H201V179H199ZM210 178V179H209ZM227 178V179H226ZM244 178H246V179H244ZM260 178H263L262 177V175H261V177ZM260 178H259V181H260ZM8 179V180H7ZM22 179V180H21ZM137 181H136V180ZM195 179V180H194ZM206 179V180H205ZM218 179V180H217ZM235 179V180H234ZM10 180H11V182H10ZM17 180V181H16ZM24 180V181H23ZM25 180H26V182H25ZM81 180V179H80ZM96 180V181H95ZM128 180V181H127ZM135 180V181H134ZM139 180V181H138ZM146 180H147V182H146ZM157 180H158V182H157ZM163 180V181H162ZM167 180H170V181H167ZM185 180V181H184ZM188 180V181H187ZM205 180V181H204ZM217 180V181H216ZM225 182H224V181ZM227 180V181H226ZM19 181V182H18ZM82 181V180H81ZM141 181V182H140ZM148 181H150L149 183H148ZM182 181V182H181ZM220 181H221V184H220ZM252 181H254V182H252ZM258 181V180H257ZM14 182L16 183V185L14 184ZM91 182V183H90ZM132 182V183H131ZM164 182V183H163ZM167 182L169 183V184H167ZM170 182H171V185H170ZM176 182H177V184H176ZM203 182V183H202ZM210 182V183H209ZM217 182V183H216ZM224 182V183H223ZM226 182H228L227 184L228 185H226ZM23 183V184H22ZM80 183H82V182H80ZM89 183V184H88ZM128 183V184H127ZM154 185H153V184ZM206 183V184H205ZM212 183V184H211ZM6 186H5V185ZM20 184V185H19ZM115 186H114V185ZM130 184V185H129ZM138 184H141V185H138ZM152 184V185H151ZM172 184H173V187L171 188V186H172ZM180 184V185H179ZM207 184H209V185H207ZM219 184V185H218ZM231 184V185H230ZM15 185V186H14ZM18 185V186H17ZM126 185V186H125ZM129 187H133V189L132 188H129ZM134 185L136 186L135 188H134ZM187 185V186H186ZM211 185V186H210ZM218 185V186H217ZM224 185V186H223ZM109 186V187H108ZM153 186V187H152ZM169 186V187H168ZM208 186V187H207ZM210 186V187H209ZM6 187V188H5ZM23 187V188H22ZM87 187V188H86ZM114 187V188H113ZM126 187V188H125ZM128 187V188H127ZM139 187V188H138ZM140 187H142V188H140ZM162 189H161V188ZM190 187V188H189ZM193 187L195 188V189H193ZM204 187V188H203ZM207 187V188H206ZM214 187H215V189H214ZM230 187V188H229ZM233 187V188H232ZM8 188H10V190L8 189ZM113 188V189H112ZM199 188V189H198ZM208 188H209V190H208ZM218 188H219V190H218ZM13 189V190H12ZM127 189V190H126ZM132 189V190H131ZM136 189V190H135ZM142 189V190H141ZM170 189V190H169ZM187 189V190H186ZM226 189V190H225ZM9 190V191H8ZM89 190V191H88ZM120 190V191H119ZM139 190H140V192H139ZM145 190V191H144ZM168 190V191H167ZM175 190H177V191H175ZM228 190V191H227ZM7 191V192H6ZM16 191H17V193H16ZM19 191V192H18ZM81 191H83V192H81ZM127 191H129V193H130V195L129 194H127ZM136 191H137V193H136ZM142 191V192H141ZM197 191V192H196ZM221 191H222V193H221ZM119 192V193H118ZM124 192V193H123ZM131 192H133V193H131ZM146 192V193H145ZM153 192V193H152ZM163 192V193H162ZM200 192V193H199ZM225 192V193H224ZM6 193H7V197H8V199H7V201L4 199V197L5 198H7L6 197ZM117 193V194H116ZM134 193H136V194H134ZM144 193V194H143ZM148 193V194H147ZM173 193H176V194H173ZM180 193V194H179ZM181 193H183V194H181ZM193 193V194H192ZM195 193V194H194ZM216 195H215V194ZM249 193V194H248ZM4 194H5V196H4ZM85 194H87V195H85ZM93 194H95V192L93 191L92 192V195ZM119 194V195H118ZM121 194V195H120ZM140 194V196H138ZM154 194V195H153ZM160 194V195H159ZM170 194H171V196H170ZM173 194V195H172ZM200 194V195H199ZM8 195H10V196H8ZM12 195V196H11ZM92 195H90V196H92ZM124 195V196H123ZM125 195L127 196V198L125 197ZM133 195H137V196H133ZM192 195V196H191ZM197 195V196H196ZM202 195V196H201ZM213 195V196H212ZM217 195H219L218 196V198H216L217 197ZM227 195V196H226ZM241 195V196H240ZM243 195V196H242ZM247 195V196H246ZM249 195V196H248ZM71 196V195H70ZM86 196V197H85ZM142 196V197H141ZM144 196H146V197H144ZM164 196V197H163ZM185 196V197H184ZM212 196V197H211ZM216 196V197H215ZM221 196V197H220ZM80 197L82 198V199H80ZM125 199H124V198ZM130 197V198H129ZM132 197V198H131ZM134 197V198H133ZM139 197V198H138ZM143 198V199H141V198ZM193 197V198H192ZM199 197H202V199H200ZM214 197H215V200H214ZM242 197V198H241ZM12 198V199H11ZM17 198V199H16ZM118 198H120L119 200H118ZM165 198V199H164ZM171 200H170V199ZM206 198V199H205ZM208 198V199H207ZM212 198V199H211ZM220 198V199H219ZM222 198V199H221ZM224 198V199H223ZM71 199V200H70ZM81 200L80 202H78V200ZM134 199V200H133ZM136 199V200H135ZM149 199V200H148ZM178 199V200H177ZM187 199V200H186ZM189 199V200H188ZM196 199V202H194V200ZM197 199H199V201L197 200ZM206 201H204V200ZM240 199H244V200H246L247 199V201H249L248 202V204H247V202L245 203V201L244 200H240ZM3 200L5 201V202H3ZM117 200V201H116ZM128 200V201H127ZM130 200V201H129ZM138 200V201H137ZM202 200V201H201ZM219 202H218V201ZM74 201H75V203H74ZM119 201V202H118ZM124 201V202H123ZM131 201H132V203H131ZM149 201V202H148ZM168 203H167V202ZM179 203H178V202ZM193 201V202H192ZM209 201H210V203H209ZM212 201V202H211ZM214 201V202H213ZM242 201H243V204H242ZM2 202V203H1ZM84 202V201H83ZM116 202H117V204L119 205H116ZM122 204H121V203ZM127 202V203H126ZM130 202V204H128ZM143 202V203H142ZM151 202V203H150ZM182 202V203H181ZM192 202V203H191ZM217 202V203H216ZM73 203V204H72ZM163 205H162V204ZM198 203V204H197ZM205 203H208V204H206L205 205ZM212 203V204H211ZM213 203H215V205L213 204ZM69 204V205H68ZM77 204V205H76ZM125 204V205H124ZM134 204V205H133ZM139 204V205H138ZM147 206H146V205ZM166 204V205H165ZM193 204H195L194 206H193ZM41 205H42V207H41ZM46 205V206H45ZM74 207H73V206ZM122 205V207L120 208V206ZM124 205V206H123ZM129 207H128V206ZM131 205H133V207H131ZM137 207H136V206ZM154 205V206H153ZM162 205V206H161ZM168 205V206H167ZM170 205V206H169ZM197 205H199L197 208H196V206ZM201 205V206H200ZM207 205H208V207H207ZM213 207H212V206ZM245 205H247L246 206V208H245ZM0 206V207H1ZM72 206V207H71ZM136 207V210L134 209L135 207ZM144 206V207H143ZM215 206H217V208L215 207ZM119 207V208H118ZM128 207V208H127ZM131 207V208H130ZM143 207V208H142ZM160 207V208H159ZM161 207L163 208V210L161 209ZM207 207V208H206ZM210 207V208H209ZM144 208H146V209H144ZM154 208H156V209H154ZM157 208H159V209H157ZM178 208V209H177ZM190 208H192V209H190ZM201 208V209H200ZM212 208H213V211H212ZM215 208V209H214ZM1 209V208H0ZM65 209V210H66ZM73 209V210H72ZM114 209V210H113ZM126 209V210H125ZM128 209H130V210H128ZM132 209V210H131ZM210 209V210H209ZM219 209H221V210H219ZM246 209V210H245ZM32 210V209H31ZM39 210V211H38ZM72 210V211H71ZM79 210V211H78ZM108 210V211H107ZM112 210V211H111ZM123 210V211H122ZM124 210H125V212H124ZM128 210V211H127ZM134 210V211H133ZM164 211V212H160V213H162L161 215H160V213H159V211ZM180 210V211H179ZM190 210V211H189ZM210 212H209V211ZM219 210V211H218ZM249 210V211H248ZM41 211V212H40ZM79 213H78V212ZM114 211H115V213H114ZM119 211V212H118ZM130 211H131V213H130ZM144 211H146V212H148V214L145 212V213H143ZM155 213H153V212ZM187 213H186V212ZM246 211H248L247 213L248 214H250L251 216H249L247 213H246ZM73 212H75V213H73ZM110 212H112L113 214H110ZM118 212V213H117ZM123 212V213H122ZM128 212V213H127ZM135 212V213H134ZM137 212V213H136ZM150 212V213H149ZM199 212V213H198ZM219 212V213H218ZM37 213V214H36ZM39 213V214H38ZM70 213H71V215H70ZM153 213V214H152ZM178 213V214H177ZM180 213V214H179ZM186 213V214H185ZM202 215H201V214ZM73 214V215H72ZM132 214V215H131ZM139 215V218L137 217V216H135V215ZM144 214V215H143ZM146 214V215H145ZM151 214V215H150ZM190 214V215H189ZM195 214V215H194ZM214 214V215H213ZM217 214V215H216ZM39 215V216H38ZM105 215H107V216H105ZM125 215H127V216H125ZM131 215V216H130ZM147 215L148 216H150V217H147ZM153 215H154V217H155V219L153 218ZM157 216V219H156V216ZM158 215H159V217H158ZM165 215V216H164ZM184 215V216H183ZM201 215V216H200ZM244 215V216H243ZM245 215H247V216H245ZM71 216V217H70ZM73 216H74V218H73ZM77 216V217H76ZM142 216V217H141ZM152 216V217H151ZM164 218H163V217ZM189 216V217H188ZM198 216L199 217H201V218H199V219H197L198 218ZM37 217V218H36ZM39 217V218H38ZM41 217V218H40ZM126 217V218H125ZM208 217V218H207ZM212 217V218H211ZM245 217H251V219H249V218H247V219H249V220H252L251 222H249V220H248V222L244 219ZM252 217H253V219H254V217H255V219H257V221H253V219H252ZM262 217V218H261ZM62 218V220L64 221H67V220H70L69 221V223H68V221H67V223L68 224H70V227H72L71 229H70V227H69V230L68 231H73L71 234L73 235V233H75L77 236H78V234L80 235L79 236V238L77 237H75L76 235H73V236H71L70 234H69V232H67L69 235H67V236H65L66 235V233H65V235H63L65 238H66V241H65V238L64 237H62V235H60L59 234V237H61L62 239H60L56 234L54 235L53 233H55L56 231H57V227H56V225L58 224V221L60 220ZM65 218V219H64ZM67 218V219H66ZM134 218H136L137 219V221H139L138 223H136L135 221H136V219L134 220ZM153 218V219H152ZM166 218V219H165ZM202 218H204V221L205 222H207V223H205L204 221H203V219ZM218 218V219H217ZM12 219H13V221H12ZM35 219H36V221H35ZM39 219V220H38ZM40 219H42V220H40ZM129 219V220H128ZM131 219V220H130ZM149 219V220H148ZM162 219V220H161ZM190 219V220H189ZM194 219H195V221H194ZM201 219V221H203V223H201V221H199ZM242 219H243V221H242ZM254 219V220H255ZM10 220V221H9ZM18 220V221H17ZM74 220V221H73ZM107 220V221H106ZM118 220V221H117ZM128 220V221H127ZM151 220H153V221H151ZM160 220V221H159ZM167 220H168V222H167ZM174 222H173V221ZM180 220V221H179ZM182 220H185V221H182ZM198 220V221H197ZM36 222V224L34 223V222ZM106 221V222H105ZM123 221H125V222H123ZM134 221V223H132ZM156 221V222H155ZM158 221V222H157ZM246 221V222H245ZM6 222V223H5ZM41 222V223H40ZM57 222V223H56ZM60 222H61V220H60ZM78 223H79V220L77 221ZM110 222V223H109ZM154 222V223H153ZM197 222H199V223H197ZM209 222L211 223V224H209ZM2 223V224H1ZM45 223V224H44ZM47 223V224H46ZM54 223V224H53ZM75 223H76V225H75ZM106 223V224H105ZM136 223V224H135ZM151 223V224H150ZM167 223V224H166ZM190 223H191V225H190ZM201 223V224H200ZM227 223V225H225ZM242 223H244V224H242ZM250 223H252V224H250ZM111 224V225H110ZM124 226H123V225ZM138 224V225H137ZM158 224V225H157ZM171 224V225H170ZM187 224V225H186ZM198 224V225H197ZM201 226H200V225ZM205 224V225H204ZM229 224V225H228ZM250 224V225H249ZM44 225H46V226H44ZM55 225V226H54ZM135 225V226H134ZM166 225V226H165ZM217 225H218V227H217ZM252 225H254V226H252ZM15 226H16V228H15ZM52 228H51V227ZM53 226H54V228L56 227V231H54L55 229H53ZM73 226H75V227H73ZM112 226V227H111ZM137 226V227H136ZM139 226V227H138ZM182 226H183V228H182ZM204 226V227H203ZM208 226H210V227H208ZM212 226V227H211ZM225 226H227V227H225ZM242 226H243V228H242ZM115 227H116V229H115ZM151 227H152V229H151ZM161 227V228H160ZM171 227V228H170ZM194 227V228H193ZM202 227V228H201ZM223 227V228H222ZM233 227V228H232ZM247 227H248V229H247ZM135 228H137V229H135ZM164 228H165V230H164ZM168 228V229H167ZM204 228V229H203ZM220 228L222 229V230H224V228H225V231H226V235L222 232V230H221V232L219 231L220 230ZM227 228V229H226ZM251 228H252V230H251ZM256 230H255V229ZM74 229L76 230V229H80V230H76V231H78L79 233L77 234V232H75L74 231ZM140 230V232H139V230ZM163 229V230H162ZM181 229V230H180ZM198 229V230H197ZM201 229V230H200ZM203 229V230H202ZM208 229V232H209V230H212V231H210L209 233H207V231H205V230H207ZM218 229V230H217ZM230 229H231V231H230ZM240 229V230H239ZM250 229V230H249ZM253 229H254V231H253ZM44 230V231H43ZM46 230V231H45ZM136 230H138V231H136ZM183 230V231H182ZM235 230H237V231H235ZM258 230V231H257ZM82 231V232H83ZM120 231V232H119ZM133 231V232H132ZM135 231H136V236H135ZM158 231V232H157ZM164 231H166L165 233H163ZM173 231V232H172ZM180 231V232H179ZM216 231V232H215ZM218 231V232H217ZM229 231V232H228ZM246 231H248V232H246ZM255 231H257V233L255 232ZM17 232V233H16ZM27 232H30V233H27ZM35 232V233H34ZM150 232V233H149ZM179 232V233H178ZM201 232V233H200ZM216 233V235H214V233ZM253 232V233H252ZM15 233L16 234H19V235H22V234H24L23 236H24V238H26L27 236V240L26 239H24L23 240V242L21 241V243H19L20 245H22V246H19V248H18V246L17 245H19L18 243H16L13 239H14V236H15ZM34 233V234H33ZM49 233V234H48ZM115 233V234H114ZM158 233V234H157ZM168 233V234H167ZM176 234V236H175V234ZM188 233H186V234H188ZM192 233V232H191ZM207 233V234H206ZM218 233L219 234H221L220 236H222V237H225V239L223 240V241H225L226 239V242L229 244H227L226 242H222L221 241V238H220V236H218ZM242 233V234H241ZM44 234H45V236H44ZM46 234H48V235H50V236H52L53 237V239H55V240H53V239H49V240H51V241H49V244L48 243H46V244H44V245H46V246H42V243H40L39 244V241L41 240H43V237L45 238L47 235ZM85 234V235H84ZM108 234H110V235H108ZM112 234V235H111ZM116 234L118 235V236H116ZM120 234V235H119ZM127 234V235H126ZM131 234V236H129ZM133 234V235H132ZM179 234V236L177 237V235ZM184 234V233H183ZM183 234H182V236H183ZM200 234V235H199ZM209 234H211V236L209 235ZM222 234H224V235H222ZM251 234V235H250ZM252 234H254V236L252 235ZM257 234V235H256ZM125 235V236H124ZM143 235H144V237H143ZM163 235V236H162ZM165 235V236H164ZM197 235V236H196ZM209 235V236H208ZM239 235V236H238ZM54 236H57V237H54ZM86 236V237H85ZM108 236V237H107ZM112 236V237H111ZM114 236V237H113ZM122 236H124V237H122ZM133 236H135L136 237V239H135V237H133ZM170 236L171 238L173 237V244H171L172 243V239H170V237L168 238V237ZM175 236V237H174ZM215 236V237H214ZM217 236V237H216ZM232 237V239L230 238V237ZM29 237H32V238H29ZM69 237V238H68ZM71 237V238H70ZM73 237V238H72ZM101 237V236H100ZM107 237V238H106ZM127 237H130L129 238V240H128V238ZM163 237L166 239H164V241H165V243H164V241H162L163 240ZM192 237V238H193ZM208 237H209V239H208ZM212 237V238H211ZM214 237V238H213ZM235 237H236V239H235ZM239 237V238H238ZM254 237V238H253ZM34 238V239H33ZM58 238V239H57ZM63 238H64V240H63ZM105 238V239H104ZM125 238V239H124ZM134 240H132V239ZM160 238H162V239H160ZM196 238V239H195ZM218 238V239H217ZM257 238V239H256ZM32 239V240H31ZM36 239V240H35ZM70 239V240H69ZM78 239V240H77ZM84 239V240H83ZM97 239V240H96ZM149 239V240H148ZM168 239L170 240V241H168ZM198 239H199V241H198ZM211 239V240H210ZM255 239V240H254ZM28 240H29V243H28ZM34 240V241H33ZM61 241V242H58V241ZM77 240V241H76ZM83 240V241H82ZM111 240V241H110ZM126 240H127V242H126ZM159 240V241H158ZM175 240V241H174ZM208 240V241H207ZM218 240L220 241L219 243H218ZM260 240V241H259ZM14 241V243L15 244H13L12 242ZM40 241V242H41ZM54 241V242H53ZM62 241H64V247H63V249L62 250H58V249H55L56 248V245H57V243L56 242H58V244L59 243H62ZM71 241V242H70ZM75 241V242H74ZM100 241V242H99ZM108 241V242H107ZM158 241V242H157ZM161 241V242H160ZM193 240H192V242H194ZM203 241V242H202ZM25 242V243H24ZM51 242V243H50ZM69 242H70V244H69ZM81 242V243H80ZM99 242V243H98ZM102 242V243H101ZM111 242V243H110ZM125 242V243H124ZM140 242H142V243H140ZM156 242V243H155ZM168 244H167V243ZM170 242V243H169ZM231 242V243H230ZM52 243H54V244H56V245H54V244H52ZM68 245H67V244ZM72 243V244H71ZM75 243H77V244H75ZM100 243H101V245H100ZM161 243V244H160ZM163 243L164 244H166V245H163ZM189 243H190V246H189ZM203 243V244H202ZM205 243V244H204ZM223 243L226 245H223ZM17 244V245H16ZM24 244V245H23ZM34 244V245H33ZM38 245L39 244V246H40V248H42V249H39V247L38 246H35V245ZM47 244H48V246L50 247V248H52V249H50L48 246H47ZM75 244V245H74ZM80 244V245H79ZM81 244H82V246H81ZM89 244V245H88ZM169 244H171L172 246H169ZM187 244V243H186ZM215 244V245H214ZM232 244V245H231ZM12 245V246H11ZM16 247H15V246ZM31 245L33 246V247H31ZM52 245V246H51ZM54 245V246H53ZM65 245H66V248H65ZM87 245V246H86ZM91 245V246H90ZM104 245V246H103ZM157 245V246H156ZM196 245V246H195ZM218 245V246H217ZM219 245H221V246H219ZM222 245H223V248H222ZM229 247H228V246ZM8 246V247H7ZM26 246V247H25ZM42 246V247H41ZM68 246V247H67ZM75 246V247H74ZM83 246H85V247H83ZM99 246V247H98ZM123 246V247H122ZM127 246V247H126ZM143 246V247H142ZM151 246V247H150ZM156 246V247H155ZM189 246V247H188ZM202 246H203V248H202ZM211 246V247H210ZM214 246H215V249H214ZM225 246V247H224ZM24 247H25V249H24ZM28 247V248H27ZM37 247V248H36ZM48 247V248H47ZM104 247H106V248H104ZM129 247V248H128ZM132 247V248H131ZM162 247V248H161ZM165 247H166V249H165ZM167 247H169V248H167ZM192 247V248H191ZM194 247V248H193ZM207 247V248H206ZM222 249H221V248ZM231 247V248H230ZM12 248V249H11ZM15 248V249H14ZM19 250H18V249ZM67 248H69L68 250H67ZM83 248H85V249H83ZM91 248V250H89ZM125 248V249H124ZM127 248H128V251H127ZM178 250H177V249ZM227 248H228V250H227ZM22 249V250H21ZM36 249H38V250H36ZM50 249V250H49ZM143 249V250H142ZM170 251H169V250ZM172 249H176V250H174V251H172ZM231 249V250H230ZM14 250H15V252H14ZM55 250H58V252L56 251L55 252ZM80 250V251H79ZM95 250V251H94ZM163 250L165 251V252H163ZM192 250V251H191ZM199 250H200V252H199ZM206 250V251H205ZM248 251V253H247V251ZM261 250V251H260ZM22 252V254H21V252ZM49 251L52 253L53 251V253L52 254H54L53 256H51L52 254L51 253H49ZM84 251V252H83ZM137 251V252H136ZM184 251V252H185ZM192 253V255H191V253ZM209 251V252H208ZM218 251V252H217ZM30 252V253H29ZM76 252V253H75ZM79 252V253H78ZM161 254H160V253ZM175 252H177V253H175ZM194 252H195V254H194ZM245 252V253H244ZM257 252L259 253V254H257ZM7 253L9 254V256L7 255ZM16 256H14L13 254ZM18 253H19V255H18ZM27 253V254H26ZM32 253H34V254H32ZM59 253V254H58ZM60 253H62V254H60ZM69 253H70V255H69ZM88 255H87V254ZM91 253V254H90ZM93 253V254H92ZM99 254L100 256H98V258L96 257V255H94V254ZM101 253V254H100ZM108 253V254H107ZM125 253V254H124ZM135 253V254H134ZM150 253V254H149ZM163 253V254H162ZM167 253V254H166ZM169 253H172V254H169ZM186 253H187V251H186ZM224 253V254H223ZM232 253V254H231ZM11 254L13 255L12 257H10L11 256ZM97 254V255H98ZM128 254H130V255H128ZM145 254V255H144ZM165 254V255H164ZM194 254V255H193ZM248 254V255H247ZM257 254V255H256ZM21 255V256H20ZM23 255H24V257H23ZM33 255V256H32ZM69 255V256H68ZM72 255V256H71ZM102 255V256H101ZM112 255V256H111ZM141 255V256H140ZM157 255V256H156ZM18 256H19V258H18ZM27 256V257H26ZM52 257L51 258V261H50V258L49 257ZM55 256V257H54ZM84 256V257H83ZM90 256V257H89ZM106 256V257H105ZM117 256V257H116ZM127 256V257H126ZM160 256H162V257H160ZM167 256H169V257H167ZM194 256V257H193ZM207 256V257H206ZM243 256V257H242ZM246 256H247V258H246ZM249 256V257H248ZM21 257V258H20ZM86 257H88V258H86ZM101 257H102V259H101ZM120 257V258H119ZM122 257V258H121ZM152 257V258H151ZM260 257V258H259ZM17 258H18V260H20V262L17 260ZM31 260H30V259ZM58 258V259H57ZM64 258V259H63ZM77 258V259H76ZM80 258V259H79ZM96 260H95V259ZM105 258V259H104ZM125 258V259H124ZM144 258H146V259H144ZM161 258V259H160ZM164 258V259H163ZM231 258V259H230ZM242 258V259H241ZM256 258H258V259H256ZM263 258V259H262ZM23 259V260H22ZM36 259V258H35ZM74 259V260H73ZM148 259V260H147ZM158 259V260H157ZM167 259V260H166ZM189 261H188V260ZM201 259V260H200ZM255 259V260H254ZM17 260V261H16ZM65 260V261H64ZM87 260V261H86ZM103 260V261H102ZM128 260V261H127ZM145 260V261H144ZM163 260V261H162ZM187 260V261H186ZM196 260H198V261H196ZM231 260V261H230ZM250 260H251V263H250ZM263 260V261H262ZM10 261H11V259H10ZM47 261V260H46ZM71 261V262H70ZM73 261V262H72ZM76 263H75V262ZM80 261V262H79ZM96 261H97V263H96ZM115 261H116V263H115ZM140 261V262H139ZM142 261V262H141ZM168 261H169V263H168ZM192 261V262H191ZM202 261V263H200ZM228 261V262H227ZM238 261V262H237ZM7 262V263H6ZM18 262V263H17ZM31 262H33V263H35L34 261H31ZM59 262V263H58ZM79 262V263H78ZM83 262V263H82ZM88 262V263H87ZM127 262V263H126ZM190 262V263H189ZM196 262V263H195ZM13 264V263H12Z\"/></svg>", "mask_w": 264, "mask_h": 264}, {"label": "bare ground", "instance_id": "2", "mask_svg": "<svg viewBox=\"0 0 264 264\" xmlns=\"http://www.w3.org/2000/svg\"><path fill=\"white\" fill-rule=\"evenodd\" d=\"M14 1V0H13ZM17 1V0H16ZM34 1V0H33ZM51 2H52V0H50ZM55 1V0H54ZM69 1V0H68ZM84 1V0H83ZM86 2L84 3L85 4V7L87 8L89 5H90V3H91V0H85ZM94 1V0H93ZM92 1V2H93ZM112 3H111V5H110V9L109 10H111L110 11V14H109V16L107 17V14L104 16V17H107L106 19H101L100 17H99V20L100 21H97V22H101L100 24H101V28L99 27H97L98 28V31L97 30H93L92 29V25H91V28L90 29H92V30H89L88 28V26L86 27V32H84L85 34L82 36V38H85V41H86V44H85V52L84 51H82V52H84L82 55H84L85 53H86V55H87V57H90L92 60V63H93V61H95V60H102L103 58H102V54L103 53H101L102 51H103V49H106V48H108L109 46L108 45H110V43H109V39L110 40H112V41H115L116 40V38H114V39H112L113 37H115L114 36V32H116L115 31V29L114 28H116L117 29V25L120 23V22H122V21H124V18L127 16V18H128V15H130V13L129 12H131L132 10L130 9L132 6L131 5H133L134 3H136V2H134L133 3V1L131 2L130 0H114V1H112V0H110ZM149 1V0H148ZM195 1V0H194ZM230 1V0H229ZM28 2V1H27ZM35 2H37V1H35ZM61 2V1H60ZM64 2V1H63ZM62 2V3H63ZM79 2V1H78ZM153 2V1H152ZM158 2V1H157ZM179 2V1H178ZM177 2V3H178ZM233 2V1H232ZM10 3V2H9ZM18 3H20V2H18ZM29 3V2H28ZM30 3H33V2H30ZM66 3V2H65ZM77 3V2H76ZM97 3H99V2H97ZM110 3V2H109ZM132 3V4H131ZM146 3V2H145ZM161 3V2H160ZM175 3V2H174ZM186 3V2H185ZM194 3V2H193ZM11 4V3H10ZM15 4H16V2H15ZM49 5H50V3H48ZM103 4H105V3H103ZM137 4V3H136ZM182 4H183V2H182ZM12 5V4H11ZM10 5V6H11ZM25 5V4H24ZM33 5V4H32ZM48 5V6H49ZM66 5V4H65ZM138 5V4H137ZM169 5V4H168ZM181 5V4H180ZM179 5V6H180ZM192 5V4H191ZM9 6V5H8ZM9 6V7H10ZM16 6V5H15ZM27 6V5H26ZM67 6V5H66ZM83 6V5H82ZM134 6V5H133ZM157 6V5H156ZM159 6V5H158ZM157 6V7H158ZM177 6V5H176ZM203 6V5H202ZM43 7V6H42ZM62 5H61V9H62ZM135 7V6H134ZM138 7V6H137ZM181 7H183V6H181ZM8 8V7H7ZM12 8V7H11ZM14 8V7H13ZM12 8V9H13ZM23 8V7H22ZM26 8V7H25ZM28 9L27 10H25V12H26V14L27 15H30V16H32L31 14H32V12H34L35 13V11H32V10H34V9H31L32 8V6L30 7H27ZM36 8H38L37 6H36ZM47 8V7H46ZM53 7H50V12L54 9H52ZM56 8H58V7H56ZM73 8V7H72ZM76 8V7H75ZM83 8V7H82ZM148 8V7H147ZM150 8V7H149ZM163 8V7H162ZM161 8V9H162ZM184 8V7H183ZM187 8V7H186ZM188 8H189V6H188ZM205 8V7H204ZM225 8V7H224ZM15 9V8H14ZM18 9V8H17ZM41 9V8H40ZM48 9V8H47ZM67 9V8H66ZM84 9V8H83ZM154 9V8H153ZM178 9V8H177ZM202 9V8H201ZM226 9H228V8H226ZM239 9V8H238ZM241 9V8H240ZM4 10V9H3ZM35 10H37V9H35ZM56 10V9H55ZM54 10V11H55ZM63 10V9H62ZM129 10H131V11H129ZM138 10V9H137ZM166 10V9H165ZM192 10V9H191ZM5 11V10H4ZM9 11H12V10H9ZM18 11V10H17ZM44 11V10H43ZM54 11H52V13H53V15H54ZM57 11V10H56ZM60 11V10H59ZM70 11V10H69ZM99 11V10H98ZM147 11V10H146ZM151 11V10H150ZM186 11V10H185ZM229 11V10H228ZM234 11V10H233ZM254 11V10H253ZM8 12V11H7ZM6 12V13H7ZM133 12H135L134 10H133ZM133 12H132V14H133ZM144 12V11H143ZM152 12V11H151ZM171 12V11H170ZM188 12H189V10H188ZM191 12V11H190ZM256 12V11H255ZM10 13V12H9ZM48 13V12H47ZM57 13H58V11H57ZM61 13V12H60ZM108 13V12H107ZM168 13V12H167ZM186 13V12H185ZM203 13V12H202ZM221 13V12H220ZM19 14V13H18ZM17 14V15H18ZM46 14V13H45ZM75 14V13H74ZM94 14V13H93ZM135 14H138V12L137 13H135ZM142 14V13H141ZM166 14V13H165ZM233 14V13H232ZM254 14V13H253ZM259 14V13H258ZM6 15V14H5ZM7 15H9V14H7ZM11 15V14H10ZM23 15H25L24 13H23ZM39 15H41V13L39 14ZM46 15H49V14H46ZM134 15V14H133ZM140 15V14H139ZM167 15V14H166ZM169 15V14H168ZM189 15V14H188ZM191 15V14H190ZM204 15V14H203ZM3 16V15H2ZM99 16V15H98ZM131 16V15H130ZM147 16V15H146ZM157 16H159L158 14H157ZM163 16H164V14H163ZM185 16V15H184ZM187 16V15H186ZM193 16V15H192ZM206 16V15H205ZM235 16V15H234ZM264 16V15H263ZM29 17V16H28ZM90 17V16H89ZM102 17V16H101ZM104 17H102V18H104ZM135 17H136V15H135ZM138 17V16H137ZM155 17V16H154ZM154 17H153V14H152V17L150 16V18L151 19H154ZM160 17H162V15L160 14ZM160 17H158V18H160ZM180 17V16H179ZM183 17V16H182ZM189 17V16H188ZM197 17V16H196ZM195 17V18H196ZM231 17V18H230ZM237 17V16H236ZM236 17H233V16H229V17H227V18H230V19H232V22H234V18H236ZM250 17V16H249ZM255 17V16H254ZM13 18H15V17H13ZM19 18V17H18ZM20 18H22V16H21V14H20ZM54 18V17H53ZM134 18V17H133ZM143 18V17H142ZM150 18H148L149 20H150ZM185 18V17H184ZM25 19V18H24ZM23 19V20H24ZM39 19V18H38ZM94 19V18H93ZM145 19V18H144ZM144 19H140L141 21H143ZM148 19H145V21H143L142 22V24H144V22H146V21H149ZM157 18L155 17V19L154 20H156ZM161 19V18H160ZM160 19H158V20H160ZM182 18H180L179 20H181ZM187 19V18H186ZM191 19V18H190ZM193 19V18H192ZM226 19V18H225ZM229 19V20H230ZM257 19V18H256ZM262 19V18H261ZM260 19V20H261ZM15 20V19H14ZM21 21H22V19H20ZM127 21H129L128 19H126ZM132 20V19H131ZM174 20H176V17H175V19ZM179 20H177V21H179ZM184 20V19H183ZM205 20V19H204ZM236 20V19H235ZM7 21V20H6ZM9 21V20H8ZM31 21V20H30ZM35 21V20H34ZM42 21V20H41ZM40 21V22H41ZM44 21V20H43ZM55 21V20H54ZM53 21V22H54ZM139 21V20H138ZM162 21V20H161ZM161 21H160V23H161ZM176 21V22H177ZM213 21V20H212ZM224 21V20H223ZM231 21V20H230ZM255 21V20H254ZM13 22V21H12ZM25 22V21H24ZM33 22V21H32ZM130 22V21H129ZM134 22H136V21H134ZM140 22V21H139ZM167 22V21H166ZM190 22H192V21H190ZM205 22V21H204ZM236 22V21H235ZM257 22V21H256ZM262 22V21H261ZM35 23V22H34ZM43 23L44 22H42V23H40V24H42L43 25ZM77 23V22H76ZM87 23V22H86ZM96 23V22H95ZM124 23H126V22H124ZM148 23V22H147ZM154 23V22H153ZM157 24L159 23V21L158 22H156ZM168 23H169V21H168ZM179 23V22H178ZM198 23V22H197ZM196 23V24H197ZM223 23V22H222ZM225 23V22H224ZM231 23V22H230ZM263 23H264V21H263ZM11 24H13V23H11ZM39 24V25H40ZM46 24V23H45ZM44 24V25H45ZM123 24V22L121 23V24H119V27H120V25H122ZM138 24V23H137ZM136 24V25H137ZM161 24H164V23H161ZM160 24V25H161ZM167 24V23H166ZM190 24V23H189ZM199 24V23H198ZM201 24V23H200ZM211 24V23H210ZM232 24V23H231ZM237 24V23H236ZM249 24H250V22H249ZM6 25V24H5ZM51 25V24H50ZM86 25H88V24H86ZM127 25H128V22L126 23V27H127ZM254 25V24H253ZM257 25V27H258V25H260V24H256ZM256 25H254L255 26V29L257 28L256 27ZM3 26V25H2ZM23 26V25H22ZM74 26V25H73ZM90 26V25H89ZM96 26V25H95ZM94 26V27H95ZM116 26V27H115ZM122 26H125V24L124 25H122ZM141 26H144V25H141ZM140 26V27H141ZM188 26V25H187ZM195 26V25H194ZM234 26V25H233ZM253 26V27H254ZM18 27V26H17ZM35 27V26H34ZM38 27H40L41 28V25L40 26H38ZM50 27V26H49ZM71 27V26H70ZM82 27H84V25L82 26ZM85 27H84V30H85ZM128 27H129V25H128ZM127 27V28H128ZM135 27V26H134ZM133 27V28H134ZM163 27V26H162ZM177 28H178V26H176ZM180 27H182V25L180 26ZM179 27V28H180ZM229 27V26H228ZM262 28L264 27V26H261ZM261 27H258L257 29H256V31L254 30V28L252 29L251 27H250V29H252V30H254V32H256V34L254 33V35H257V37H258V41H260V43H261V45L263 46V48H262V50H263V54H264V28L262 29ZM8 28V27H7ZM14 28V27H13ZM21 28V27H20ZM24 28V27H23ZM29 28V27H28ZM43 28V27H42ZM46 28H48V26H46ZM125 28V27H124ZM139 28V27H138ZM142 28V27H141ZM152 28V27H151ZM161 28V27H160ZM164 28V27H163ZM162 28V29H163ZM178 28V29H179ZM183 28V27H182ZM194 28V27H193ZM204 28V27H203ZM242 28H243V26H242ZM246 28V27H245ZM245 28H244V30H245ZM260 28V29H259ZM5 29V28H4ZM35 29V28H34ZM39 29V28H38ZM81 29V28H80ZM95 29V28H94ZM123 29V28H122ZM126 29V28H125ZM147 29V28H146ZM188 29V28H187ZM218 29V28H217ZM248 29V28H247ZM48 30H49V28H48ZM48 30L47 31H45L46 33L48 32ZM71 30V29H70ZM83 30V31H84ZM121 30V29H120ZM129 30H130V28H129ZM136 30H137V28H136ZM135 29H134V31H133V29L131 28V30L127 33L126 31L124 32V33H126V35H125V39H122V41H120V43H119V45L118 46H116V50L115 51H119V52H121V53H119L120 55L123 53V55L124 54H126V52H130V55H129V57H127V59H125V57H122V58H124L122 61H121V59H120V61H118V60H116L117 62L115 63V62H113V61H115V60H113V59H111L112 60V62L113 63H109V64H103L104 66H100L101 67V69H100V67L99 68H97V69H93V68H95V64L93 65L94 67L92 68L93 70H92V72H90V74L91 73H93V71H94V73L93 74H91L92 75V77H95V79H96V81L98 80V81H103L104 80V76H108V75H105V74H109V76L107 77V79H106V82L105 81H103V82H98V83H101V84H103V83H107V84H110V86L111 87H113V88H115L116 90H117V92H118V89L120 90L121 88H123L124 86L122 85V82H123V80H124V78H123V76L125 75V74H127V71L130 69V66H131V62H133V61H135V60H138L139 58H137V54H139V55H141L143 52H144V50L142 49L144 46V49L145 48H147V46L145 45V43H147L148 41L150 42H155V43H159V44H161L160 46H159V44L157 43V49H160V48H162L163 47V44H165L166 46H167V44L165 43V42H168V44L170 43H173V42H171V41H175L174 40V34H172L173 35V37L171 36V38H169L170 37V35L169 36H166V33H165V36L167 37H165V36H163L164 34H159V32L161 31L160 29V31L156 34V35H158V37L161 35V36H163L162 38H161V36H160V38L161 39H157L156 37V35H155V33H153V32H156V31H150V29H147V30H149V31H147V32H151V35L149 34L148 35V37L147 38H144L145 37V34H144V36H143V39H137L135 42L136 43H134V41L132 42V40H134V39H129V38H133V37H131L132 35H136V34H134V33H136L135 31H136ZM142 30V29H141ZM144 30V29H143ZM155 30V29H154ZM157 30V29H156ZM176 30V29H175ZM175 30H174V32H175ZM182 30V29H181ZM198 30V29H197ZM201 30V29H200ZM226 30V29H225ZM24 31V30H23ZM26 31V30H25ZM34 31V30H33ZM37 31V30H36ZM40 31V30H39ZM38 31V32H39ZM122 31V30H121ZM124 31V30H123ZM158 31V30H157ZM176 31H178V30H176ZM205 31V30H204ZM249 31V30H248ZM1 32H4V31H1ZM27 32V31H26ZM36 33V35H38L39 33ZM44 32V36H45V33ZM138 32V31H137ZM184 35H185V33H187L185 36L182 34V35H180V33H177V34H179L180 35V37H179V39H176V40H178V42L179 43H182L181 44V46L183 45V47L186 45V46H190V45H192L191 47H193V45H195V44H192V43H189V42H191L190 40L192 39V37H193V35H192V37H189L190 35H188L189 33H188V31H185V33H184V31H181ZM189 32H191V31H189ZM195 32V31H194ZM197 32V31H196ZM202 32V31H201ZM200 32V33H201ZM242 32H243V29H242ZM245 33H248L247 31H244ZM6 33V32H5ZM12 33V32H11ZM20 33V32H19ZM33 33V32H32ZM83 33V32H82ZM81 33V34H82ZM145 33V32H144ZM161 33V32H160ZM162 33H163V31H162ZM210 33V32H209ZM35 34V33H34ZM41 34V33H40ZM68 34V33H67ZM117 34V33H116ZM138 34V33H137ZM142 34V33H141ZM148 34V33H147ZM176 34V33H175ZM202 35H203V33H201ZM5 35V34H4ZM22 35V34H21ZM26 35V34H25ZM43 35V34H42ZM69 35V34H68ZM139 36H140V34H138ZM138 35H137V38H138ZM155 35V36H154ZM197 35H199V34H197ZM206 35H207V33H206ZM241 35V34H240ZM242 35H243V33H242ZM245 36H246V34H244ZM248 35V34H247ZM2 36V35H1ZM16 36V35H15ZM31 36V35H30ZM39 36V35H38ZM120 36V35H119ZM124 36V35H123ZM147 36V35H146ZM177 36V35H176ZM244 36V37H245ZM249 36V35H248ZM41 37V36H40ZM46 37V36H45ZM64 37V36H63ZM129 37V38H128ZM135 38H136V36H134ZM142 37V36H141ZM140 37V38H141ZM165 37V38H164ZM177 37V38H178ZM207 37V36H206ZM250 37V36H249ZM253 37V36H252ZM251 37V38H252ZM256 36L254 37V38H257ZM2 38V37H1ZM35 38V37H34ZM43 39H44V37H42ZM82 38H81V40H82ZM120 38H121V36H120ZM149 38H150V40H149ZM158 40L157 42H156V39ZM208 38V37H207ZM246 38H248L247 36H246ZM246 38H244L245 39V42H247V44H248V41H250V39L248 40V39H246ZM260 38V39H259ZM20 39V38H19ZM37 39V38H36ZM36 39H35V41H36ZM39 39V38H38ZM37 39V40H38ZM78 39H80V38H78ZM77 39V40H78ZM128 39V40H127ZM155 39V40H154ZM190 39V40H189ZM197 39V38H196ZM201 39H203V38H201ZM45 40V39H44ZM62 40V39H61ZM63 40H67V39H64L63 38ZM62 40V41H63ZM70 40V39H69ZM71 40H72V38H71ZM119 40H121V39H119ZM129 40H131V41H129ZM195 39H194V37H193V39H192V41H194ZM207 40V39H206ZM252 41H253V38L251 39ZM257 40H255L254 39V42H256ZM18 41V40H17ZM62 41H60V42H62ZM68 41V40H67ZM82 41H84V40H82ZM111 41V42H112ZM117 41V40H116ZM115 41V42H116ZM204 41V40H203ZM242 41V40H241ZM33 42V41H32ZM40 42H41V40H40ZM57 42H59V41H57ZM65 42V41H64ZM149 42H148V44H149ZM150 42V43H151ZM176 42V43H175ZM174 43H175V45H176V47H177V45L179 44H177V41H175ZM198 42V41H197ZM45 43V41H43L42 42V44L39 46V49H37V46H35L34 48H36L38 51H35L34 50V48H29V49H31V51L33 52L32 53V55H31V60H30V63L28 64L27 62H25L24 64L22 63V65L24 66L25 64H28V72L31 74V76H34L35 74H37L38 72H39V70L41 71V69H42V61H41V51L42 50H44V48L46 49H51V47H53V49H54V47L55 46H57V47H59V45H58V43H55L54 45H52V46H50L49 47V45H47L46 43V45L44 44ZM63 43V42H62ZM65 43H67V42H65ZM64 43V44H65ZM70 43H72V42H70ZM69 43V44H70ZM74 43V42H73ZM73 43H72V45H73ZM75 43H76V41H75ZM74 43V44H75ZM77 43H79V41L77 42ZM76 43V44H77ZM85 43V42H84ZM193 43H196V42H193ZM201 43V42H200ZM205 43H206V41H205ZM205 43H203V44H205ZM34 44H35V42H34ZM37 44H38V42H37ZM36 44V45H37ZM63 44V45H64ZM75 44V45H76ZM81 44H83V43H81ZM147 44V45H148ZM188 44V45H187ZM203 44H202V47H203ZM243 44V47H244V45H245V43L243 42L242 43ZM256 44V43H255ZM253 45V46H256V45ZM258 44V43H257ZM63 45L61 44L60 46H62L63 47ZM66 45V44H65ZM72 45H71V48H72ZM115 45H117V44H115ZM144 45V46H143ZM153 45V44H152ZM156 45V44H155ZM172 45V44H171ZM174 45V46H175ZM180 45V44H179ZM209 45H210V43H209ZM249 45V44H248ZM23 46V45H22ZM70 46V45H69ZM108 46V47H107ZM158 46H159V48H158ZM162 46V47H161ZM170 46V45H169ZM173 46V45H172ZM205 46V48H206V45H204ZM224 46V45H223ZM258 46V45H257ZM256 46V47H257ZM65 47V46H64ZM83 47V48H84ZM151 47V46H150ZM201 47V46H200ZM226 47V46H225ZM76 48V47H75ZM153 48V47H152ZM156 48V47H155ZM164 48H165V46H164ZM186 48H188V47H186ZM204 48V47H203ZM249 48V47H248ZM48 49V50H49ZM74 49V48H73ZM111 49V48H110ZM169 49V48H168ZM177 49V48H176ZM181 49V48H180ZM192 48H190V50H191ZM201 49L202 48H200V51H201ZM246 49V48H245ZM68 50V49H67ZM70 50V49H69ZM72 50V49H71ZM82 50V49H81ZM80 50V51H81ZM108 50V49H107ZM112 50H113V48H112ZM143 50V51H142ZM148 50V49H147ZM156 50V49H155ZM163 50V49H162ZM161 50V51H162ZM169 50H171V51H174V50H172L171 48L169 49ZM168 50V51H169ZM186 50H188V49H186ZM197 50H198V48H197ZM205 50V49H204ZM208 50V49H207ZM224 50V49H223ZM34 51L35 52H38V53H34ZM50 51V50H49ZM51 51H52V49H51ZM66 51V50H65ZM104 51H106V50H104ZM114 51V52H115ZM146 51V50H145ZM153 51V50H152ZM151 51V52H152ZM189 51V50H188ZM202 51H203V49H202ZM201 51V52H202ZM209 51H210V49H209ZM209 51H208V53H209ZM225 51H226V49H225ZM232 51H233V49H232ZM247 51V50H246ZM19 52V51H18ZM17 52V53H18ZM45 52V51H44ZM47 52V51H46ZM70 52H72V51H70ZM139 52H141V54L139 53ZM150 52V53H151ZM163 52V51H162ZM165 52V51H164ZM170 52V51H169ZM169 52H168V54H169ZM176 52V51H175ZM194 52V51H193ZM201 52H200V54H201ZM204 53L206 52V51H203ZM236 52V51H235ZM252 52H254V51H252ZM28 53V52H27ZM48 53V52H47ZM66 53H68V52H66ZM106 53V52H105ZM113 53V52H112ZM117 53V52H116ZM116 53H115V55H116ZM148 53V52H147ZM154 53V55H153V57H152V60H151V58H149V60H151V62H153V63H150V64H152V66L154 67H158V66H163V64H165V63H168V61H167V58L168 59H170L169 58V56H165L166 55V53H164V55L162 54V53H160V52H158V50L156 51V52H153ZM172 53V52H171ZM170 53V54H171ZM182 53V52H181ZM204 53H203V56H205L204 55ZM255 53V52H254ZM254 53H249L248 55L250 56L251 54H254ZM1 54V53H0ZM23 54V53H22ZM43 54V53H42ZM108 54H110V53H108ZM161 54V55H160ZM172 54H175V53H172ZM186 54L187 53H184V57H186ZM207 54V53H206ZM228 54V53H227ZM226 54V55H227ZM21 55V54H20ZM26 55V54H25ZM86 55H84V56H86ZM101 57H100V56ZM104 55V54H103ZM107 55V54H106ZM105 55V56H106ZM110 55H112V54H110ZM126 55H128V53L126 54ZM145 55V54H144ZM150 55V54H149ZM163 55V56H162ZM178 55L179 54H177V55H174L176 58H178L179 59V57H178ZM183 55V54H182ZM188 55V58H190V59H188L189 60V63L192 61V59H195V57H194V55H193V58L191 59V57L192 56H190L189 57V54H187ZM3 56V55H2ZM23 56V55H22ZM28 56H29V54H28ZM84 56H82L83 58H84ZM109 56V55H108ZM148 56V55H147ZM174 56H172V55H170V57L172 58V57H174ZM180 56V55H179ZM200 56V55H199ZM244 56V55H243ZM23 57H25V56H23ZM104 57V56H103ZM114 57V56H113ZM137 59H136V58ZM140 57V56H139ZM150 57V56H149ZM174 57V58H175ZM208 57V56H207ZM246 57V56H245ZM248 57V56H247ZM260 57H262V55L260 56ZM11 58V57H10ZM19 58V57H18ZM100 58H102V59H100ZM106 57H104V59H105ZM116 58H118V53H117V56H116ZM120 58V57H119ZM148 58V57H147ZM198 58V57H197ZM196 58V59H197ZM209 58H210V56H209ZM249 58V57H248ZM24 59V58H23ZM88 59V58H87ZM103 59V60H104ZM107 59V58H106ZM105 59V60H106ZM135 59V60H134ZM181 59V58H180ZM183 59V58H182ZM181 59V60H182ZM187 59H185V60H187ZM263 59V58H262ZM15 60V59H14ZM18 60V59H17ZM26 60H28V59H26ZM45 60V59H44ZM111 60H109L110 62H111ZM146 60H148V59H146ZM148 60V61H149ZM173 60V59H172ZM187 60V61H188ZM201 60V59H200ZM208 60V59H207ZM242 60H244V59H242ZM249 60H250V58H249ZM261 60V59H260ZM21 61V60H20ZM20 61H19V64H18V70L20 69V66L19 65H21V63H20ZM75 61V60H74ZM74 61H73V63H74ZM89 61V60H88ZM96 61V62H97ZM165 61H167V62H165ZM178 61H180V60H178ZM183 61V60H182ZM187 61H185V62H187ZM203 61V60H202ZM248 61V60H247ZM17 62V61H16ZM15 62V63H16ZM23 62V61H22ZM69 62H71V61H69ZM99 62H101V61H99ZM105 62V61H104ZM136 62V61H135ZM143 62V61H142ZM150 62V61H149ZM148 62V63H149ZM177 62V61H176ZM194 62V63H193ZM193 62H192V64H195V61L193 60ZM18 63V62H17ZM50 63H51V61H50ZM49 63V64H50ZM57 63V62H56ZM55 62H54V65H57ZM72 63V64H73ZM87 63V62H86ZM124 63V64H123ZM144 63V62H143ZM147 63V64H148ZM173 63H175V62H173ZM177 63H179V62H177ZM198 63V62H197ZM196 63V64H197ZM200 63V62H199ZM226 63V62H225ZM251 63V62H250ZM11 64V63H10ZM67 64H70V63H67ZM75 64V63H74ZM80 64V63H79ZM88 64H90V63H88ZM98 64V63H97ZM135 64V63H134ZM146 64V63H145ZM169 65H170V63H168ZM176 64V63H175ZM192 64H190V65H192ZM206 64V63H205ZM211 64V63H210ZM13 65V64H12ZM21 65V68L23 67ZM102 65V64H101ZM179 65H180V63H179ZM199 65V64H198ZM203 65V64H202ZM246 65V64H245ZM251 65V64H250ZM16 66H17V64H16ZM27 66V65H26ZM45 66V65H44ZM59 66V65H58ZM61 66H63L62 64H61ZM65 67H58L57 68V66L55 67V69H51L52 71H51V74H50V77H49V79H47L48 77H46L45 78V76L44 75H46V74H43V77L46 79V82H44V84H43V86L42 85H40V86H42V88H41V90H40V93L38 94V96L35 98V99H33L32 101V103L34 104L33 106H31L30 108H28L29 109V111H28V113H26V115H22L23 117H24V119L26 118L27 119V121L29 122V124H34V122L37 120V118L38 117H36V116H40V115H45L44 116V122H41L40 123V121H39V123L40 124H42L41 125V127H40V125H39V127H40V129H38V132L36 133V135H35V138L37 137V140H39L40 141V139H42L43 137H47V138H49V140H48V142H46L45 144H49L50 146H55V148H59L58 150H55L56 152L57 151H59L60 152V154H62L63 155V157H65L66 155H68V157L71 155L72 157H71V160L70 159H65V162H63V160H62V158H60V156L61 155H58V157H59V160L61 159L62 161H58V162H56V164L57 165H55V164H53L54 162H55V159H54V157H56V158H58L57 157V153L56 152H54V149L52 148V150H53V154L55 153V156L54 155H52V157H51V153H52V151H51V147H50V149H48L47 150V148L45 147L46 145L44 144V142L43 143H41V145L42 144H44L43 145V147H45L44 149H46V150H43V151H41V150H36V153L34 152V155L32 154L30 157H28V158H25V159H23V162L21 163L22 165L20 166V168L18 169L19 171H20V174L22 175V174H25L24 176H26V178L27 177H29V176H31V174H32V172H33V170H38V168L36 167L38 164H40V159H42V156L46 153H48L47 155H45L46 157H44L42 160L43 161H45V160H48V163L50 162V163H52L53 164V166H52V168L54 167V165L56 166V172L55 173H49L48 172V170L46 171V168L44 167V166H41V167H44V171L47 173V174H45V176L44 177H42L41 176V173H43V172H40V176H39V180L37 181V182H35V180H34V182H33V180L31 181V180H27V182H26V180H25V182H26V185H24V187H25V189H21L20 190V193H18V199L17 200H13L12 202L9 200V202L10 203H7L6 204V202L3 200V202H5V203H3L2 204V206L0 207L1 209H0V219H4V217H5V219L7 218V219H9V218H12L13 216V218H15V217H17V218H15V219H21V217H24V216H27V213L29 214V213H32L33 211H35V210H33V208H37L40 204H44V203H46V208L44 209V211L42 212V218H43V220L42 219H40V220H42V222L43 221H49V220H53L54 219V221L56 220V219H59L58 217L60 216V215H62V216H60V217H67V214H69V207H70V205H69V207L67 206V209L65 208L66 207V203L67 202H69V201H67V200H69L68 198L69 197H72V195L74 196L75 195V197L77 198L78 197V195H79V193H80V190H83L84 188H85V184H83V183H86V179L88 178V179H90L89 177H91L92 175H94L95 173H97L98 172V174H100V175H98V177L99 178H97V179H99L98 180V182H100V183H94L95 185H93L92 184V187H90V186H87V187H89V190H90V188H91V194L90 195H92V192L94 191L95 192V194H93L92 196H90L89 195V197L87 198V200H83L82 201V203H80V204H82V211H81V213L80 214H78L80 217L77 219L76 218V221H74V222H76L77 223V225H76V223H75V225H76V227H79L82 231L83 230H92L93 232L95 231V233H97V234H95V236L96 235H98V236H96V237H98V239L99 238H103L102 236H106V233H105V226L107 225L106 223V225L104 226V223H101L100 221L103 219L102 218V216H103V214H104V211H106L105 209H106V206L108 205V209L110 210V208H109V206L112 204V207H113V200H114V198H117V196L116 197H114V195H113V193L112 192H110V189L109 188H106L107 186H105V184L107 185H109V184H111L112 185V181H111V179L113 178V176H112V174H111V176H112V178L110 179V175H107L108 174V172H107V170H110L112 167H129V169L131 170V172H133V173H135L134 175H136V177H140L141 178V174L139 175L138 173V175L136 174V172L137 171H139V170H143L144 168L146 169L147 167H149L151 170H150V173H153V175L151 174V176H153L152 178H156V177H154L155 175V172L156 171H158V168H161V167H163L164 168V160L168 157V155H167V157L165 158V155H166V153H167V151L168 150H171L170 149V146H171V144L169 143H167V141H169V139H171V138H169L168 140H167V138H166V134L165 133H167V131H168V133H169V129L167 128V127H171V125L173 124V122H171L172 124H170V126H169V124L167 125V127L165 126V123H166V117H165V113H163V112H167V111H163V110H161L162 108H161V106L163 105V100H164V102L165 101H168L170 104L172 103V99H173V97H176L175 95H174V92H173V89H176V88H174V86H176V85H178L176 82H174V77H171V75L169 76V74H170V72H171V69L172 68H170V66H169V68H170V70L168 69L167 70V72L169 71V74L167 75L166 74V76H169L168 77V81L167 82H165V83H167V87H166V84H165V88H166V90H162V91H160L159 89H158V92L160 91V93L161 92H165V94L164 95H158V92H157V94H155V92H156V90H155V92L154 91H152V89L153 88H150L151 89V91H150V89L147 91V92H151L152 93V96H151V98L150 99H148V97H146V96H148V95H146V94H148L147 92H146V94H144V91L145 90H143L142 91V89H144L142 86V89L140 88V89H138L137 87H138V82H137V86H136V90H131V89H129V90H131V92L130 91H128L129 92V94L128 95H130V97L128 98V96H127V101H128V103L130 102V100L132 99L133 101H134V103L136 104V103H138L139 104V107H138V104H136L137 106H136V108L137 109H131V111L130 112H126V111H128L127 109H126V111H123L124 110V108H125V106L128 104H126L125 106H123L122 105V108H120L119 107V110H121V109H123V110H121L122 111V113L121 114H123V112L125 113V114H123V116H124V121L125 122H127V124L129 125V128H130V130L133 128V127H135V128H137V130L139 129V133H140V131L142 132V134H141V137H142V139L144 140V141H146V144H142L141 143V146L142 147H140V148H138V147H131L130 149H126V151H125V153L124 154H121L120 156L119 155H116L115 154V152H113L112 150L113 149H111V147H108L105 143H102V142H104V141H102L101 143L99 142L100 140V138H98V137H91L90 138V136L91 135H88L89 133H88V131L86 132V134H84L85 132L83 131L84 130V128H86L85 127V125H87V123L85 124V121H82L81 120V117L83 116V117H87V119H90L89 121H91V123H92V121L93 120H95V121H98V122H96V125H97V127L96 128H98V125H99V127H102V126H100L101 124L100 123H102V115H101V112L100 111H98L99 113H96V114H94V113H90V112H92L91 110H92V105H90V107H91V110H89L88 108H86V110L87 111H85V106H82L83 104H80L78 101H79V99H80V97L82 96L81 94H83L84 93V91L85 92H87V93H84L83 95L84 96H82L81 97V99H85L86 100V98H87V101H88V98L90 99L91 98V96L89 97L88 95V97H86L85 96V94H88V91H86L85 90V88L87 87H89V84L88 85H86V84H83L82 82H80V81H78V80H76L75 78H73L72 77V75L69 73V72H71V71H69V70H72V68H73V71L72 72H74V73H76V74H79L80 73V69H78L76 66H71V69L69 68V70H68V67L66 66V63H65V65H64ZM86 66V65H85ZM99 66V65H98ZM145 66H147V65H145ZM152 66H147V67H152ZM168 65L166 64V66H163V67H167ZM183 66V65H182ZM186 66H187V64H186ZM189 66V65H188ZM195 66V65H194ZM207 66V65H206ZM227 66V65H226ZM49 67V66H48ZM67 67V68H66ZM80 67V66H79ZM134 67H136V66H134ZM147 67L146 68H144V69H146V72H147ZM154 67V68H155ZM174 68H175V65L173 66ZM177 67H178V65H177ZM177 67H176V69H177ZM180 67V66H179ZM184 67V66H183ZM193 67V66H192ZM198 67V66H197ZM47 68V67H46ZM83 68V67H82ZM85 68V67H84ZM141 68V67H140ZM202 68H203V66H202ZM210 68V67H209ZM216 68V67H215ZM229 68V67H228ZM49 69V68H48ZM48 69H46V70H48ZM90 70H91V68H89ZM142 69H143V67H142ZM155 69H158V68H155ZM155 69H153V70H155ZM160 69H162L161 71L162 72H164L163 70H165V69H163L162 67L160 68ZM159 69V70H160ZM178 69H180V68H178ZM195 69H197L198 70V68H195ZM200 69V68H199ZM208 69V68H207ZM225 69V68H224ZM230 69V68H229ZM9 70V69H8ZM15 70V69H14ZM24 70H25V68H24ZM88 70V69H87ZM135 70H137L136 68H135ZM139 70V69H138ZM150 72L152 71V68H151V70L150 69H148ZM172 70H174V69H172ZM193 70H194V68H193ZM228 70V69H227ZM248 70V69H247ZM252 70V68L250 69V71ZM2 71V70H1ZM10 71V70H9ZM20 71V70H19ZM18 71V72H19ZM132 71V74H133V71L134 70H131ZM130 71V72H131ZM148 71V72H149ZM157 71V70H156ZM249 70L247 71V72H250ZM17 72V73H18ZM26 72V71H25ZM48 71H46V73H47ZM129 71H128V73H130ZM174 72V74H175V72H177V71H172L171 72V74ZM227 72V71H226ZM229 72V71H228ZM1 73V72H0ZM6 73H7V70H6ZM22 73V72H21ZM23 73H24V71H23ZM43 73H45V70L43 71ZM48 73H50V71L48 72ZM83 73V72H82ZM134 73H136V71H134ZM140 73V72H139ZM143 73H144V71H143ZM159 73V72H158ZM166 73V72H165ZM178 73V72H177ZM179 73H181V72H179ZM201 73V72H200ZM245 73V72H244ZM262 73V72H261ZM261 73H258V72H256V76H259V75H261V76H263V78H264V73L263 74H261ZM2 74V73H1ZM10 74V73H9ZM8 74V75H9ZM27 74V73H26ZM41 74V73H40ZM40 74H38L39 76H40ZM81 74V73H80ZM145 74V73H144ZM150 74V73H149ZM154 74H156V72H154ZM184 74V73H183ZM217 74V73H216ZM233 74V73H232ZM240 74H241V72H240ZM134 75V74H133ZM136 75H138L137 73L134 75V81H135V79H137L136 77H140V75H142V73L140 74V75H138V76H136ZM157 75H159V74H157ZM157 75H154V76H156L157 77ZM204 75V74H203ZM207 75V74H206ZM205 75V76H206ZM234 75V74H233ZM236 75V74H235ZM239 74H237V76H238ZM5 76H7V74L5 75ZM11 76V74L8 76V77H10ZM25 76V75H24ZM23 76V77H24ZM27 76V75H26ZM30 76V77H31ZM143 77H141L143 80H144V76L145 75H142ZM151 76V75H150ZM149 75H148V77H150ZM160 76V75H159ZM172 76H174V75H172ZM176 76V75H175ZM179 76V75H178ZM181 76V75H180ZM179 76V77H180ZM184 76V75H183ZM185 76H188L187 74L185 75ZM224 76V75H223ZM228 76V75H227ZM249 76V75H248ZM12 77V76H11ZM38 77V76H37ZM83 77V76H82ZM85 77V76H84ZM91 77V76H90ZM97 77V78H96ZM130 77V76H129ZM133 77V76H132ZM131 77V78H132ZM156 77H154V78H156ZM177 77V76H176ZM175 77V78H176ZM204 77V76H203ZM211 77V76H210ZM220 77V76H219ZM229 77V76H228ZM246 77H247V75H246ZM246 77L242 74V76H240V77H233V78H231V79H228V80H226L225 82H224V88H226V86L228 87V90H230L231 89V92L233 93L234 92V94L233 95H235L236 94V97H241L242 99H244L243 97H244V95H248V94H246V92H248V86H249V89H250V91H254L253 93L254 94H256L255 93V91L256 90H258V89H260V87H262V84H261V82L258 80L259 79V77H257L256 79L255 78H252V80H250V79H246ZM32 79H33V77H31ZM126 78V77H125ZM141 78H139V81H140V79ZM152 78V77H151ZM153 78V79H154ZM190 80H192L191 79V76L190 77H188ZM186 79L188 82L190 81L189 79ZM193 79H194V77H192ZM221 78H222V76H221ZM7 79V78H6ZM11 79V78H10ZM35 79V78H34ZM33 79V80H34ZM38 79V78H37ZM83 79V78H82ZM81 79V80H82ZM101 79H103V80H101ZM133 79V78H132ZM141 79V80H142ZM148 79V78H147ZM145 80L147 83H148V81L150 80ZM167 79V78H166ZM178 79V78H177ZM216 79V78H215ZM219 79V78H218ZM217 79V80H218ZM223 79V78H222ZM222 79H220L221 81H222ZM38 80H40V79H38ZM44 80V79H43ZM142 80V81H143ZM152 80V79H151ZM182 80V79H181ZM181 80H180V82H181ZM183 80H185L184 78H183ZM198 80V79H197ZM206 80H208V79H206ZM10 80H8V83H10L9 82ZM30 81V80H29ZM36 81V80H35ZM41 81V80H40ZM45 81V80H44ZM96 81H95V83H96ZM133 81V80H132ZM137 81V80H136ZM176 81V80H175ZM179 81V80H178ZM199 81V80H198ZM214 81V80H213ZM11 82H14V81H11ZM24 82V81H23ZM131 82V81H130ZM144 82V81H143ZM149 82H151V81H149ZM154 82V81H153ZM184 82H186V81H184ZM203 82V81H202ZM218 82V81H217ZM8 83H6V84H8ZM21 83V82H20ZM28 83V82H27ZM94 83V82H93ZM135 83V82H134ZM142 83V82H141ZM156 83V82H155ZM174 83H176L175 85H174ZM182 83H183V81H182ZM187 83V82H186ZM185 83V84H186ZM196 83V82H195ZM248 83H249V85H248ZM5 84V86L7 87V85ZM32 84H33V82H32ZM126 84V83H125ZM128 84V83H127ZM149 84V83H148ZM151 84H152V82H151ZM245 84H247V85H245ZM251 84H252V87H251ZM23 85V84H22ZM28 85H29V83H28ZM34 85V84H33ZM84 85H86V86H84ZM97 85V84H96ZM147 85V84H146ZM158 85V84H157ZM161 85V84H160ZM174 85V86H173ZM219 85V84H218ZM221 85V84H220ZM223 85H222V87H223ZM245 85V86H244ZM19 86H20V84H19ZM39 86V87H40ZM92 86V85H91ZM107 86V85H106ZM126 86V85H125ZM195 86V85H194ZM201 86V85H200ZM264 86V85H263ZM4 87V86H3ZM8 87H9V85H8ZM7 87V88H8ZM11 87V86H10ZM13 87V86H12ZM95 87V86H94ZM99 87V86H98ZM135 87V86H134ZM148 87V86H147ZM150 87V86H149ZM152 87V86H151ZM157 87V86H156ZM180 87V86H179ZM179 87H178V90H179ZM182 87H183V85H182ZM190 87H192L191 86V84H186L185 86H184V90L181 88L180 89V91H178L179 93H178V95L179 96H177L178 97V99H180L179 101H180V103H182V105L181 106H183V107H186V106H188V104H187V102L189 101V99L191 98L190 96V94H189V89H190ZM245 87H247V88H245ZM132 88V87H131ZM164 88V89H165ZM204 88V87H203ZM217 88V87H216ZM230 88V89H229ZM262 88H264V87H262ZM5 89V88H4ZM17 89V88H16ZM19 89V88H18ZM35 89H36V87H35ZM40 89V88H39ZM91 89H92V87H91ZM128 89V88H127ZM155 89V88H154ZM153 89V90H154ZM206 89V88H205ZM211 89V88H210ZM218 89H222L221 87L220 88H218ZM253 89V90H252ZM33 90V89H32ZM89 90H90V88H89ZM93 91H94V88L92 89ZM123 90V89H122ZM147 90V89H146ZM193 90V89H192ZM191 90V91H192ZM197 90V89H196ZM212 90V89H211ZM214 90V89H213ZM232 90H234V91H232ZM30 91V90H29ZM38 91V90H37ZM93 91H90L89 93H91V92H93ZM97 91V90H96ZM200 91V90H199ZM214 91H217V89L216 90H214ZM222 91H224V89H222ZM226 91V90H225ZM2 92V91H1ZM126 92V91H125ZM154 92V93H153ZM176 92V91H175ZM227 92V91H226ZM257 92V91H256ZM94 93V92H93ZM195 93H196V91H195ZM210 93H212V92H210ZM216 93V92H215ZM219 93V92H218ZM95 94V93H94ZM93 94V95H94ZM100 94V93H99ZM98 94V95H99ZM116 94V93H115ZM162 94V93H161ZM176 94V93H175ZM194 94V93H193ZM205 94V93H204ZM228 94V93H227ZM244 94V95H243ZM251 94V93H250ZM250 94L248 95V99H250L249 97H250ZM10 95V94H9ZM21 95V94H20ZM19 95V96H20ZM79 95H81V96H79ZM90 95H92V94H90ZM190 95V96H189ZM195 95V94H194ZM214 95V94H213ZM230 95H231V93H230ZM229 95V96H230ZM243 97H242V96ZM115 96V95H114ZM197 96H199V95H197ZM201 96H202V94H201ZM204 96V95H203ZM207 96V95H206ZM206 96H204V97H206ZM228 95H226V97H227ZM32 97V96H31ZM34 97H35V95H34ZM85 97V98H84ZM93 97V96H92ZM150 97V96H149ZM176 97V98H177ZM190 97V98H189ZM192 97H193V95H192ZM223 97V96H222ZM235 97V98H236ZM247 97V96H246ZM245 97V100L247 99ZM116 98V97H115ZM118 98V97H117ZM189 98V99H188ZM203 98V97H202ZM12 99V98H11ZM18 99V98H17ZM32 99V98H31ZM99 99V98H98ZM105 99V98H104ZM111 99V98H110ZM120 99V98H119ZM177 99V100H178ZM204 99V98H203ZM237 99V98H236ZM239 99V98H238ZM252 99H253V96H252ZM91 100H93V99H90L89 101L90 102H92ZM108 100V99H107ZM116 100V99H115ZM174 100V99H173ZM210 100V99H209ZM31 101V100H30ZM86 101V102H87ZM96 101V100H95ZM100 101V100H99ZM106 101V100H105ZM117 101V100H116ZM119 101V100H118ZM142 101L144 102V101H146L147 103H149V105H150V107H148V104H147V106L146 107H148V108H146V109H143V111H142V109L140 108V107H142L143 105L145 106V104H146V102H145V104H141L142 103ZM178 101V102H179ZM203 101V100H202ZM235 101V100H234ZM237 101V100H236ZM240 101V100H239ZM238 101V102H239ZM25 102H27V101H25ZM81 102V101H80ZM86 102L84 103V104H86ZM104 102V101H103ZM102 102V103H103ZM107 102V101H106ZM105 102V106H107V103L109 102H107L106 103ZM120 102V101H119ZM124 102H125V100H124ZM167 102V103H168ZM177 102V101H176ZM207 102V101H206ZM246 102V101H245ZM244 102V103H245ZM32 103H30L31 105H32ZM88 103V102H87ZM101 103V102H100ZM101 103V104H102ZM110 103H111V101H110ZM134 103H131L130 102V104H134ZM179 103V104H180ZM197 103V102H196ZM217 103V102H216ZM219 103V102H218ZM14 104V103H13ZM28 104V103H27ZM29 104V105H30ZM92 104V103H91ZM113 104V103H112ZM122 104H123V102H122ZM165 104V103H164ZM194 104V103H193ZM209 104V103H208ZM214 104H215V102H214ZM213 104V105H214ZM239 104V103H238ZM241 104V103H240ZM257 104L259 105V107H262V111H264L263 109H264V105H262L261 106V104L260 103H258L257 102ZM96 105V104H95ZM103 104H102V106H104ZM142 105V106H141ZM172 105H173V103H172ZM171 105V106H172ZM203 106H204V104H202ZM231 105H232V103H231ZM237 105V104H236ZM87 106V105H86ZM101 106V105H100ZM100 106H99V108H100ZM118 106H120V105H118ZM164 106V105H163ZM178 106V105H177ZM198 106V105H197ZM196 106V107H197ZM210 106V105H209ZM240 106V105H239ZM245 106V105H244ZM84 107V108H83ZM96 107V106H95ZM129 107V109L131 108V107H135V106H131L130 107V105L129 106H127V108ZM168 107V106H167ZM182 107V110L184 109L185 110V108H183ZM199 107V106H198ZM197 107V108H198ZM202 107V106H201ZM211 107H214V106H211ZM242 108H243V106H241ZM98 108V109H99ZM109 108V107H108ZM113 108V107H112ZM111 108V109H112ZM118 108V107H117ZM140 108V109H139ZM165 108H166V106H165ZM84 109V110H83ZM105 109V108H104ZM167 109V108H166ZM171 109V108H170ZM169 109V110H170ZM186 109H188V108H186ZM199 109V108H198ZM233 109V108H232ZM238 110L240 109V108H237ZM114 110V109H113ZM144 110H150V111H148V112H151V114L152 113H155V116L157 115L158 117H156L155 119H153L152 121H153V123H152V121L151 122H149V123H151L152 125H155V126H159V130L156 132V131H154L155 133H153L154 134V136H152L151 135V132H152V130L150 131V133L149 132H147L149 129H147L149 126H148V122L146 123L145 121H144V117L146 116V115H143L142 116V113L144 112ZM165 110V109H164ZM176 110H178V109H176ZM192 110V109H191ZM203 110V109H202ZM211 110V109H210ZM241 110V109H240ZM244 110V109H243ZM26 111V110H25ZM80 112V114L79 115H76L75 113H77V112ZM108 111H110V109L108 110ZM142 111V113H140V112ZM172 111V110H171ZM170 111V112H171ZM188 111V110H187ZM190 111V110H189ZM193 111V110H192ZM197 111V110H196ZM204 111V110H203ZM229 111V110H228ZM147 112V111H146ZM169 112V113H170ZM180 112V111H179ZM185 112V111H184ZM184 112H182V113H184ZM209 112V111H208ZM241 112V111H240ZM243 112V111H242ZM15 113V112H14ZM130 113V114H129ZM174 113V112H173ZM176 113H178V112H176ZM213 113H214V109H213ZM234 113V112H233ZM235 113H236V111H235ZM246 113V112H245ZM6 114V113H5ZM17 114V113H16ZM19 114V113H18ZM94 114V115H93ZM119 114V113H118ZM144 114V113H143ZM148 114V113H147ZM150 114V116H152ZM172 114V113H171ZM175 114V113H174ZM181 114V113H180ZM223 114V113H222ZM227 114V113H226ZM256 114V115H255ZM253 113L251 116H250V118H248L249 119V123L251 124V122H253V125H255L256 127H257V132H256V139L258 140V145H259V149L256 151V153H255V156H256V163H255V172H254V178H252V180L253 179H255L254 181H255V183H252V184H255L256 185V187H254V191H253V194H252V199L250 198H248V200L250 201H247V199L246 200H244V199H240V200H244L245 201V203L247 202V204H248V202H249V204H250V207H249V210H250V212H251V214H252V216H255V217H260V216H262V217H264V114H262V115H258V113ZM104 115V114H103ZM170 115V114H169ZM169 115H167V116H169ZM198 115V114H197ZM215 115V114H214ZM229 115H231V114H229ZM243 115H244V113H243ZM16 116V115H15ZM113 116V115H112ZM123 116H120V117H123ZM174 116V115H173ZM182 116V115H181ZM209 116H210V114H209ZM234 116H236V115H234ZM246 116H248V113H246ZM35 117H36V119H35ZM104 117V116H103ZM106 117V116H105ZM148 117V116H147ZM170 118H172L171 117V115L169 116ZM195 117V116H194ZM219 117V116H218ZM245 117V116H244ZM40 118V117H39ZM107 118H109V115L107 116ZM119 118V117H118ZM142 118H144V119H142ZM149 118V117H148ZM152 118H154V117H152ZM168 118V117H167ZM206 118V117H205ZM204 118V119H205ZM214 118V117H213ZM40 119H42V118H40ZM114 119V118H113ZM112 119V120H113ZM173 119V118H172ZM171 119V120H172ZM195 119H196V117H195ZM209 119V118H208ZM211 119V118H210ZM215 119V118H214ZM242 118L240 117V120H241ZM247 119V117L244 119V120H246ZM247 119V120H248ZM35 120V121H34ZM107 119H105V121H106ZM110 120H111V118H110ZM116 120V119H115ZM115 120H113L112 122V125H114L115 123H114V121ZM118 120V119H117ZM169 120L170 119H168L167 120V123L169 122ZM185 120V119H184ZM189 120V119H188ZM13 121V120H12ZM19 121V120H18ZM26 121V122H27ZM34 121V122H33ZM43 121V120H42ZM95 121H93V123L92 124H94V122ZM104 121V122H105ZM123 121V120H122ZM122 121H120V122H122ZM148 121V120H147ZM190 121V120H189ZM205 121V120H204ZM216 121V120H215ZM221 121H222V119H221ZM22 122V121H21ZM24 122V121H23ZM37 122H38V120H37ZM116 122V121H115ZM119 122V123H120ZM124 122V123H125ZM145 122V123H144ZM183 122V121H182ZM193 122V121H192ZM210 122V121H209ZM238 122V121H237ZM3 123V122H2ZM8 123V122H7ZM6 123V124H7ZM109 123H111V121L109 122ZM117 123V122H116ZM175 123V122H174ZM180 123V122H179ZM185 123V122H184ZM219 123H221V122H219ZM25 124H27V123H25ZM85 124V125H84ZM89 124V123H88ZM91 124V125H92ZM108 124V123H107ZM123 124V123H122ZM150 124V125H151ZM177 124V123H176ZM176 124H174V128H175V125ZM213 124V123H212ZM212 124L210 123V129L212 128V131H216V133H217V130L216 129H214L213 130V128H215V127H212ZM216 124V123H215ZM222 124V123H221ZM237 124H239V125H242V124H240L239 122L237 123ZM244 124H246V123H244ZM84 125V126H83ZM90 125V124H89ZM105 125V124H104ZM116 125V124H115ZM128 125H127V127H128ZM252 125V124H251ZM12 126V125H11ZM30 126V125H29ZM88 126V125H87ZM111 126V125H110ZM125 126H126V123H125ZM173 126V125H172ZM178 126V125H177ZM188 126V125H187ZM215 126V125H214ZM219 126V125H218ZM221 126V125H220ZM237 126V125H236ZM236 126H234V128H229L228 127V129H230L229 131L227 130V132H228V134H227V137H228V135H230V139H229V141H231V138H232V136L231 135H234L235 133V131L237 130V127ZM33 127V126H32ZM35 127V126H34ZM62 128V130L60 131L61 132V134L60 133H58V131H56V129L57 128ZM95 127V126H94ZM107 127H108V125H107ZM112 127V126H111ZM150 127H152V126H150ZM186 127V126H185ZM22 128V127H21ZM134 128V130L131 132V133H134V131L136 130ZM172 128V127H171ZM178 128V127H177ZM201 128V127H200ZM209 128V127H208ZM218 129H219V127H217ZM1 129V128H0ZM8 129V128H7ZM6 129V130H7ZM13 129V128H12ZM29 129H31V127L29 128ZM93 129V128H92ZM92 129H90L91 131H92ZM109 129V128H108ZM151 129V128H150ZM153 129H154V127H153ZM157 129V128H156ZM179 129V128H178ZM181 129H182V127H181ZM187 129V128H186ZM189 129V128H188ZM196 129V128H195ZM209 129V130H210ZM222 129V128H221ZM224 129H226V128H224ZM27 130V129H26ZM84 132H82V131ZM95 130V129H94ZM97 130V129H96ZM111 130V129H110ZM127 131L129 130V129H126ZM136 130V131H137ZM177 130V129H176ZM203 130V129H202ZM5 131V130H4ZM8 131V130H7ZM6 131V132H7ZM12 131H14V130H12ZM53 131H56L58 134H56V136H54V137H52V135L54 134V132ZM85 131H86V129H85ZM98 131V130H97ZM100 131H101V128H100ZM99 131V132H100ZM103 131V130H102ZM101 131V132H102ZM187 131V130H186ZM211 131V130H210ZM209 131V132H210ZM226 131V130H225ZM18 132V131H17ZM51 132H53V134L51 133ZM55 132V133H56ZM90 132V131H89ZM95 132V131H94ZM179 132H180V129H179ZM198 132V131H197ZM202 132V131H201ZM201 132H200V134H201ZM236 132H238V131H236ZM9 133V132H8ZM11 133V132H10ZM171 134H173V136H174V134L176 133V131L174 132V131H171L170 132ZM177 133H178V130H177ZM213 133V132H212ZM211 132L209 133V134H212ZM215 133V132H214ZM216 133H215V135H216ZM234 133V134H233ZM52 134V135H51ZM60 134V136H58ZM97 134H99V133H97ZM225 134V133H224ZM5 135V134H4ZM9 135V134H8ZM15 135V134H14ZM20 135V134H19ZM24 135V134H23ZM51 135V136H50ZM55 135V134H54ZM102 135V134H101ZM140 135V134H139ZM168 135V134H167ZM170 135V134H169ZM168 135V136H169ZM184 135H185V133H184ZM214 135V134H213ZM214 135V136H215ZM218 135V134H217ZM238 135V134H237ZM18 136V135H17ZM49 136V137H48ZM98 136V135H97ZM107 136V135H106ZM129 136V135H128ZM133 136V138H134V134L132 135ZM175 136H177V134L175 135ZM174 136V137H175ZM178 136H179V134H178ZM181 136H182V134H181ZM236 136V135H235ZM15 137V136H14ZM171 137H172V135H171ZM184 137V136H183ZM188 137V136H187ZM209 137H210V135H209ZM211 137H213L212 135H211ZM210 137V138H211ZM226 137V135L224 136V139L226 140V139H228V138H225ZM97 138H98V140L99 141H97ZM107 138V137H106ZM109 138V137H108ZM135 138H136V136H135ZM138 138V137H137ZM140 138V137H139ZM138 138V139H139ZM173 138V137H172ZM181 138V137H180ZM193 138H195V137H193ZM209 138V139H210ZM216 138H217V136H216ZM222 138H223V136H222ZM5 139V138H4ZM20 139V138H19ZM120 139V138H119ZM142 139H141V142H142ZM177 139V138H176ZM175 139V140H176ZM178 139H179V137H178ZM177 139V140H178ZM186 139V138H185ZM184 139V140H185ZM221 139V138H220ZM224 139H222V140H224ZM234 139V138H233ZM239 139H241V138H239ZM7 140V139H6ZM37 140H35V142L37 143ZM43 140V139H42ZM45 140H47V139H45ZM44 140V141H45ZM103 140H104V138H103ZM133 140V139H132ZM137 140V139H136ZM172 140V139H171ZM176 140V141H177ZM182 140V139H181ZM204 140V139H203ZM235 140V139H234ZM233 140V141H234ZM38 141V142H39ZM92 141H97V142H95L94 144V146L92 145L93 144V142ZM138 141H140V140H138ZM191 141V140H190ZM197 141V140H196ZM241 141V140H240ZM21 142V141H20ZM19 142V143H20ZM32 142H34V141H32ZM134 142V141H133ZM155 142V143H154ZM175 142V141H174ZM173 142V143H174ZM217 142V141H216ZM215 142V143H216ZM236 142H237V140H236ZM143 143H145V142H143ZM162 143V144H161ZM202 143V142H201ZM210 143V142H209ZM8 144V143H7ZM25 144V143H24ZM28 144V143H27ZM115 145H116V143H114ZM157 144H161V147H159V151L157 152L156 151V147H158L157 145H156V147H155V145ZM225 144V143H224ZM243 144V143H242ZM15 145V144H14ZM32 145V144H31ZM34 145V144H33ZM37 145V144H36ZM82 145H84V147L86 148L85 150H86V154L85 155H83L84 156V158L80 155V157H82V160H81V158L80 157H76L77 155H79V154H77L78 152L80 153V150L78 151V149H81V146ZM132 145V144H131ZM130 145V146H131ZM170 145V146H169ZM234 145H235V143H234ZM238 145V144H237ZM10 146V145H9ZM80 146V147H79ZM225 146H227L226 144H225ZM42 147V146H41ZM41 147H40V149H41ZM42 147V148H43ZM48 147V146H47ZM48 147V148H49ZM173 147V146H172ZM175 147V146H174ZM185 147V146H184ZM206 146H204V148H205ZM236 148L238 147V146H235ZM240 147V146H239ZM32 148H34V147H32ZM37 148H39L38 146H37ZM115 148V147H114ZM133 148V149H132ZM189 148V147H188ZM209 148V147H208ZM208 148H206L207 150H203L202 148H201V150H202V157H203V160H204V164L206 163L205 162V159H206V161H207V156L209 155V151H208ZM219 148H221V147H219ZM2 149H4V148H2ZM9 149V148H8ZM36 149V148H35ZM84 149V148H83ZM123 149H125V148H123ZM116 150V149H115ZM186 150V149H185ZM222 150V149H221ZM34 151V150H33ZM84 151V150H83ZM177 150L175 149V152H176ZM197 151V150H196ZM214 151L215 150H213V154H214ZM223 151H224V148H223ZM16 152V151H15ZM21 152H22V150H21ZM49 152H51V153H49ZM171 152H173V150L171 151ZM175 152L173 153V154H175ZM186 152V151H185ZM217 152V151H216ZM218 152H221V151H218ZM31 153V152H30ZM189 153H190V151H189ZM195 153V152H194ZM3 154V153H2ZM29 154V153H28ZM50 154V155H49ZM59 154V153H58ZM172 154V155H173ZM186 154V153H185ZM225 154V153H224ZM12 155V154H11ZM20 155V154H19ZM27 155V154H26ZM76 155V156H75ZM160 155V156H159ZM177 155H178V153H177ZM197 155H199V154H197ZM217 155H219V154H217ZM228 155V154H227ZM76 158H75V157ZM192 156V155H191ZM194 156V155H193ZM214 156V155H213ZM222 156V155H221ZM6 157V156H5ZM48 157V158H47ZM67 156L65 157V158H68ZM75 158V159H77V161H79V160H81V161H84V162H82V164L81 163H77V164H79V166L76 164L75 165V163L77 162V161H75V159L74 160H72V158ZM161 157V158H160ZM189 157V156H188ZM198 157V156H197ZM200 158H201V156H199ZM198 157V158H199ZM223 157V156H222ZM45 158H47V159H45ZM80 158V159H79ZM159 158H160V160H159ZM165 158V159H164ZM172 158V157H171ZM171 158H169V159H171ZM177 158H178V156H177ZM177 158H175V159H177ZM192 158V157H191ZM211 158V157H210ZM214 158H216V157H214ZM213 158V159H214ZM218 158H219V156H218ZM233 158V157H232ZM231 158V159H232ZM17 159H19V158H17ZM16 159V160H17ZM84 159V160H83ZM168 159V160H169ZM173 159V158H172ZM174 159V160H175ZM180 159V158H179ZM179 159H177V162H178V160ZM213 159H212V162H213ZM66 160H69L68 162L66 161ZM173 160V161H174ZM184 160V159H183ZM199 160V159H198ZM202 160V161H203ZM208 160H211V159H208ZM4 161V160H3ZM6 161V160H5ZM56 161H57V159H56ZM72 161H74V163H72ZM81 161H79V162H81ZM195 161H197V160H195ZM235 161V160H234ZM19 162H20V159H19ZM39 162V163H38ZM42 162V161H41ZM162 162V165L163 166H161V167H159V164ZM191 162H193L192 164H194L195 162H194V159H192V161ZM210 162V161H209ZM211 162V163H212ZM231 162H233V161H231ZM15 163V162H14ZM45 163H47V162H45ZM166 163H170L169 161L168 162H166ZM179 163V162H178ZM181 163V162H180ZM179 163V164H180ZM184 163V162H183ZM203 163V162H202ZM210 163V164H211ZM235 163V162H234ZM6 164V163H5ZM42 164V163H41ZM80 164H81V166H80ZM200 164V163H199ZM207 164H208V162H207ZM20 165V164H19ZM43 165V164H42ZM117 165V166H116ZM174 165H176V164H174ZM191 165V164H190ZM189 165V166H190ZM196 165H198V164H195V166ZM203 165V164H202ZM237 165V164H236ZM235 165V166H236ZM45 166H48L47 164L45 165ZM51 166V165H50ZM165 166H167L166 164H165ZM177 166H179L178 164H177ZM182 166V165H181ZM180 166V168L182 169V167ZM185 166H187V165H185ZM207 166V165H206ZM211 166V165H210ZM210 166H208L209 168H211ZM213 166V165H212ZM14 167V166H13ZM13 167H11V168H13ZM36 167V168H35ZM126 167H125V169H126ZM158 167V168H157ZM174 167H176V166H174ZM191 167H192V165H191ZM190 167V169H193L194 167H192L191 168ZM199 167V166H198ZM208 167H207V169H208ZM226 167H227V165H226ZM229 167H231V166H229ZM35 168V169H34ZM40 168V167H39ZM141 168V169H140ZM143 168V169H142ZM162 168V169H163ZM166 168V171H167V167H165ZM3 169V168H2ZM15 169H17V168H15ZM41 169V168H40ZM48 169H50L49 167H48ZM121 169H123V168H121ZM128 169V170H129ZM157 169V170H156ZM173 169V168H172ZM176 169H177V167H176ZM180 169V170H181ZM186 169V168H185ZM231 169H233V168H230L229 170H231ZM244 169H245V167H244ZM17 170V171H18ZM113 170V169H112ZM129 170V171H130ZM169 170H171V169H168V171ZM197 170V169H196ZM214 170V169H213ZM212 170V171H213ZM246 170V169H245ZM244 170V171H245ZM10 171V170H9ZM16 171V172H17ZM39 171V170H38ZM102 171V173H99V172H101ZM104 171L105 172H107V174H105L104 173ZM125 171H127V169L125 170ZM147 171V170H146ZM173 171L174 172H172V173H174L173 175H172V173L171 172H166L167 174L165 175L167 178H168V174L170 173L171 175L170 176H174L175 178H176V173H175V170L173 169ZM177 171H179V170H177ZM190 171V170H189ZM192 171V170H191ZM209 171V170H208ZM219 171V170H218ZM221 171V170H220ZM232 171H234V170H232ZM116 174H113L114 176L115 175H120V174H118V173H121L120 172V170L119 169H117V170H115L114 171ZM162 172V171H161ZM183 172V171H182ZM240 172V171H239ZM34 173H37V172H35L34 171ZM111 173H112V171H111ZM140 173V172H139ZM163 173H165V172H163ZM191 173V172H190ZM224 173V172H223ZM222 173V174H223ZM228 173H229V171H228ZM263 173V174H262ZM14 174V173H13ZM20 174H18L19 176H20ZM110 174V173H109ZM131 174V173H130ZM159 174V173H158ZM157 174V175H158ZM211 174V173H210ZM38 175H39V173H38ZM156 175V176H157ZM164 175H162L163 177H165ZM178 175V174H177ZM181 175H182V173H181ZM214 175V174H213ZM224 175H225V173H224ZM223 175V176H224ZM229 175V174H228ZM230 175H231V172H230ZM239 175V174H238ZM248 175V174H247ZM246 175V176H247ZM250 175V174H249ZM261 175H262V177L263 178H260L261 177ZM147 177H148V175H146ZM203 176V175H202ZM222 176V177H223ZM8 177V176H7ZM11 177V176H10ZM18 177V176H17ZM16 177V178H17ZM32 177V176H31ZM36 177L38 178V176L36 175ZM81 177V178H80ZM132 177H133V175H132ZM135 177V176H134ZM150 177V176H149ZM166 177H165V179H166ZM172 177H171V181L173 180V179H175V178H173L172 179ZM180 177V176H179ZM217 177L219 178V176L217 175ZM221 177V178H222ZM225 177H227V174H226V176ZM233 178H234V176H232ZM237 177V176H236ZM15 178V179H16ZM22 178V177H21ZM92 178V177H91ZM143 178V177H142ZM207 178V177H206ZM259 178H260V181H259ZM29 179V178H28ZM30 179H32V178H30ZM82 181H81V180ZM114 179V178H113ZM112 179V180H113ZM158 180H159V178H157ZM199 179H201V178H199ZM210 179V178H209ZM227 179V178H226ZM230 179H231V177H230ZM244 179H246V178H244ZM8 180V179H7ZM22 180V179H21ZM136 180V179H135ZM134 180V181H135ZM149 180H154V179H149ZM158 180H157V182H158ZM195 180V179H194ZM206 180V179H205ZM204 180V181H205ZM218 180V179H217ZM216 180V181H217ZM232 180V179H231ZM235 180V179H234ZM258 180V181H257ZM17 181V180H16ZM24 181V180H23ZM96 181V180H95ZM128 181V180H127ZM137 181V180H136ZM139 181V180H138ZM155 181V180H154ZM163 181V180H162ZM167 181H170V180H167ZM174 181V180H173ZM172 181V182H173ZM185 181V180H184ZM188 181V180H187ZM224 181V180H223ZM227 181V180H226ZM254 181H252V182H254ZM10 182H11V180H10ZM19 182V181H18ZM80 182H82V183H80ZM141 182V181H140ZM146 182H147V180H146ZM150 181H148V183H149ZM182 182V181H181ZM225 182V181H224ZM223 182V183H224ZM91 183V182H90ZM132 183V182H131ZM164 183V182H163ZM174 183V182H173ZM203 183V182H202ZM210 183V182H209ZM217 183V182H216ZM228 182H226V185H228L227 184ZM14 184L16 185V183L14 182ZM23 184V183H22ZM89 184V183H88ZM128 184V183H127ZM153 184V183H152ZM151 184V185H152ZM167 184H169L168 182H167ZM176 184H177V182H176ZM206 184V183H205ZM212 184V183H211ZM220 184H221V181H220ZM5 185V184H4ZM14 185V186H15ZM20 185V184H19ZM84 185V186H83ZM114 185V184H113ZM130 185V184H129ZM138 185H141V184H138ZM154 185V184H153ZM170 185H171V182H170ZM180 185V184H179ZM207 185H209V184H207ZM219 185V184H218ZM217 185V186H218ZM231 185V184H230ZM6 186V185H5ZM18 186V185H17ZM82 186L84 187V188H82ZM110 186V185H109ZM108 186V187H109ZM115 186V185H114ZM126 186V185H125ZM128 186V185H127ZM187 186V185H186ZM211 186V185H210ZM209 186V187H210ZM224 186V185H223ZM86 187V188H87ZM129 187V186H128ZM127 187V188H128ZM136 186L134 185V188H135ZM153 187V186H152ZM169 187V186H168ZM173 187V184H172V186H171V188ZM208 187V186H207ZM206 187V188H207ZM6 188V187H5ZM23 188V187H22ZM114 188V187H113ZM112 188V189H113ZM126 188V187H125ZM129 188H132L133 189V187H129ZM139 188V187H138ZM140 188H142V187H140ZM161 188V187H160ZM190 188V187H189ZM204 188V187H203ZM230 188V187H229ZM233 188V187H232ZM9 190H10V188H8ZM131 189V190H132ZM162 189V188H161ZM193 189H195L194 187H193ZM199 189V188H198ZM214 189H215V187H214ZM8 190V191H9ZM13 190V189H12ZM88 190V191H89ZM127 190V189H126ZM136 190V189H135ZM142 190V189H141ZM170 190V189H169ZM187 190V189H186ZM208 190H209V188H208ZM218 190H219V188H218ZM226 190V189H225ZM84 191V190H83ZM83 191H81V192H83ZM120 191V190H119ZM145 191V190H144ZM168 191V190H167ZM175 191H177V190H175ZM228 191V190H227ZM7 192V191H6ZM19 192V191H18ZM85 192V191H84ZM139 192H140V190H139ZM142 192V191H141ZM197 192V191H196ZM16 193H17V191H16ZM119 193V192H118ZM124 193V192H123ZM131 193H133V192H131ZM136 193H137V191H136ZM136 193H134V194H136ZM146 193V192H145ZM153 193V192H152ZM163 193V192H162ZM200 193V192H199ZM221 193H222V191H221ZM225 193V192H224ZM117 194V193H116ZM127 194H129L130 195V193H129V191H127ZM144 194V193H143ZM148 194V193H147ZM173 194H176V193H173ZM172 194V195H173ZM180 194V193H179ZM181 194H183V193H181ZM193 194V193H192ZM195 194V193H194ZM215 194V193H214ZM223 194V193H222ZM249 194V193H248ZM71 195V196H70ZM85 195H87V194H85ZM119 195V194H118ZM121 195V194H120ZM154 195V194H153ZM160 195V194H159ZM200 195V194H199ZM216 195V194H215ZM4 196H5V194H4ZM8 196H10V195H8ZM12 196V195H11ZM124 196V195H123ZM133 196H137V195H133ZM138 196H140V194L138 195ZM170 196H171V194H170ZM192 196V195H191ZM197 196V195H196ZM202 196V195H201ZM213 196V195H212ZM211 196V197H212ZM218 196L219 195H217V197L216 198H218ZM227 196V195H226ZM241 196V195H240ZM243 196V195H242ZM247 196V195H246ZM249 196V195H248ZM6 197H7V193H6ZM75 197H72L73 199L75 198ZM86 197V196H85ZM84 197V198H85ZM125 197L127 198V196L125 195ZM142 197V196H141ZM140 197V198H141ZM144 197H146V196H144ZM164 197V196H163ZM185 197V196H184ZM215 197H214V200H215ZM221 197V196H220ZM83 198V197H82ZM81 197H80V199H82ZM83 198V199H84ZM124 198V197H123ZM130 198V197H129ZM132 198V197H131ZM134 198V197H133ZM139 198V197H138ZM193 198V197H192ZM200 199H202V197H199ZM242 198V197H241ZM4 199L7 201V199H8V197L7 198H5L4 197ZM12 199V198H11ZM78 199H79V197H78ZM77 199V200H78ZM120 198H118V200H119ZM125 199V198H124ZM141 199H143V198H141ZM165 199V198H164ZM170 199V198H169ZM206 199V198H205ZM208 199V198H207ZM212 199V198H211ZM220 199V198H219ZM222 199V198H221ZM224 199V198H223ZM71 200V199H70ZM74 200H76V199H74ZM134 200V199H133ZM136 200V199H135ZM144 200V199H143ZM149 200V199H148ZM171 200V199H170ZM178 200V199H177ZM187 200V199H186ZM189 200V199H188ZM198 201H199V199H197ZM204 200V199H203ZM1 201V200H0ZM81 200H78V202H80ZM117 201V200H116ZM128 201V200H127ZM130 201V200H129ZM138 201V200H137ZM202 201V200H201ZM205 201V200H204ZM218 201V200H217ZM119 202V201H118ZM124 202V201H123ZM149 202V201H148ZM167 202V201H166ZM178 202V201H177ZM193 202V201H192ZM191 202V203H192ZM194 202H196V199L194 200ZM200 202V201H199ZM206 202V201H205ZM212 202V201H211ZM214 202V201H213ZM219 202V201H218ZM2 203V202H1ZM74 203H75V201H74ZM121 203V202H120ZM127 203V202H126ZM131 203H132V201H131ZM143 203V202H142ZM151 203V202H150ZM168 203V202H167ZM179 203V202H178ZM182 203V202H181ZM209 203H210V201H209ZM217 203V202H216ZM73 204V203H72ZM122 204V203H121ZM128 204H130V202L128 203ZM162 204V203H161ZM198 204V203H197ZM206 204H208V203H205V205ZM212 204V203H211ZM214 205H215V203H213ZM242 204H243V201H242ZM248 204V205H249ZM77 205V204H76ZM116 205H118L117 204V202H116ZM120 205V204H119ZM118 205V206H119ZM125 205V204H124ZM123 205V206H124ZM134 205V204H133ZM133 205H131V207H133ZM139 205V204H138ZM146 205V204H145ZM163 205V204H162ZM161 205V206H162ZM166 205V204H165ZM195 204H193V206H194ZM213 205V206H214ZM244 205V204H243ZM73 206V205H72ZM71 206V207H72ZM128 206V205H127ZM136 206V205H135ZM134 206V207H135ZM147 206V205H146ZM154 206V205H153ZM168 206V205H167ZM170 206V205H169ZM199 205H197L196 206V208L198 207ZM201 206V205H200ZM212 206V205H211ZM212 206V207H213ZM246 206L247 205H245V208H246ZM41 207H42V205H41ZM74 207V206H73ZM122 207V205L120 206V208ZM129 207V206H128ZM127 207V208H128ZM130 207V208H131ZM137 207V206H136ZM136 207L134 208L135 210H136ZM144 207V206H143ZM142 207V208H143ZM207 207H208V205H207ZM206 207V208H207ZM216 208H217V206H215ZM119 208V207H118ZM160 208V207H159ZM159 208H157V209H159ZM210 208V207H209ZM32 209V210H31ZM38 209V208H37ZM66 209V210H65ZM144 209H146V208H144ZM154 209H156V208H154ZM161 209L163 210V208L161 207ZM178 209V208H177ZM190 209H192V208H190ZM201 209V208H200ZM215 209V208H214ZM73 210V209H72ZM71 210V211H72ZM114 210V209H113ZM126 210V209H125ZM125 210H124V212H125ZM128 210H130V209H128ZM127 210V211H128ZM132 210V209H131ZM210 210V209H209ZM208 210V211H209ZM219 210H221V209H219ZM218 210V211H219ZM246 210V209H245ZM248 210V211H249ZM39 211V210H38ZM79 211V210H78ZM77 211V212H78ZM108 211V210H107ZM112 211V210H111ZM123 211V210H122ZM134 211V210H133ZM159 211V210H158ZM180 211V210H179ZM190 211V210H189ZM212 211H213V208H212ZM248 211H246V213L248 212ZM41 212V211H40ZM119 212V211H118ZM117 212V213H118ZM146 211H144L143 213H145ZM153 212V211H152ZM160 212H164V211H159V213ZM186 212V211H185ZM210 212V211H209ZM73 213H75V212H73ZM79 213V212H78ZM114 213H115V211H114ZM123 213V212H122ZM128 213V212H127ZM130 213H131V211H130ZM135 213V212H134ZM137 213V212H136ZM147 214H148V212H146ZM150 213V212H149ZM154 213V212H153ZM152 213V214H153ZM165 213V212H164ZM187 213V212H186ZM185 213V214H186ZM199 213V212H198ZM219 213V212H218ZM37 214V213H36ZM39 214V213H38ZM65 216H64V215ZM110 214H113L112 212H110ZM155 214V213H154ZM162 213H160V215H161ZM178 214V213H177ZM180 214V213H179ZM201 214V213H200ZM248 214V213H247ZM70 215H71V213H70ZM73 215V214H72ZM114 215V214H113ZM132 215V214H131ZM130 215V216H131ZM135 215V214H134ZM144 215V214H143ZM146 215V214H145ZM151 215V214H150ZM190 215V214H189ZM195 215V214H194ZM202 215V214H201ZM200 215V216H201ZM214 215V214H213ZM217 215V214H216ZM249 216H251L250 214H248ZM12 216V217H11ZM39 216V215H38ZM105 216H107V215H105ZM125 216H127V215H125ZM135 216H137L138 218H139V215H135ZM156 216V215H155ZM165 216V215H164ZM184 216V215H183ZM244 216V215H243ZM245 216H247V215H245ZM71 217V216H70ZM77 217V216H76ZM104 217V216H103ZM108 217V216H107ZM142 217V216H141ZM147 217H150V216H148L147 215ZM152 217V216H151ZM158 217H159V215H158ZM163 217V216H162ZM189 217V216H188ZM255 217H254V219H255ZM261 217V218H262ZM37 218V217H36ZM39 218V217H38ZM41 218V217H40ZM62 218L60 219L61 220V222H60V220L58 221V224L56 225V227H57V231H56V227L54 228V226H53V229H55L54 231H56L55 233H53L54 235L56 234H58L57 236L59 237V234L60 235H65V233H66V235L65 236H67V235H71V236H73V235H76L75 233H73V235L71 234L73 231H68L69 230V227H70V224H68L69 223V221L70 220H67L68 221V223H67V221H63L62 220ZM68 218V217H67ZM66 218V219H67ZM73 218H74V216H73ZM102 218V219H101ZM126 218V217H125ZM153 218L155 219V217H154V215H153ZM152 218V219H153ZM164 218V217H163ZM199 218H201V217H199L198 216V218L197 219H199ZM208 218V217H207ZM212 218V217H211ZM247 218H249V217H245L244 219L248 222V220L249 219H251V217L249 218V219H247ZM18 219V220H19ZM65 219V218H64ZM101 219V220H100ZM136 218H134V220H135ZM140 219V218H139ZM156 219H157V216H156ZM166 219V218H165ZM203 219V221H204V218H202ZM218 219V218H217ZM252 219H253V217H252ZM253 219V221L255 222V221H257V219H255L254 220ZM17 220V221H18ZM39 220V219H38ZM79 220V223L77 222ZM104 220V219H103ZM129 220V219H128ZM127 220V221H128ZM131 220V219H130ZM149 220V219H148ZM162 220V219H161ZM190 220V219H189ZM258 220H262V219H259L258 218ZM264 220V219H263ZM10 221V220H9ZM12 221H13V219H12ZM35 221H36V219H35ZM54 221H52V222H54ZM107 221V220H106ZM105 221V222H106ZM118 221V220H117ZM151 221H153V220H151ZM160 221V220H159ZM173 221V220H172ZM180 221V220H179ZM182 221H185V220H182ZM194 221H195V219H194ZM198 221V220H197ZM199 221H201V219L199 220ZM203 221H201V223H203ZM242 221H243V219H242ZM245 221V222H246ZM252 220H249V222H251ZM34 222V221H33ZM49 222H51V221H49ZM51 222V223H52ZM123 222H125V221H123ZM136 223H138L139 221H137V219H136V221H135ZM156 222V221H155ZM158 222V221H157ZM167 222H168V220H167ZM174 222V221H173ZM205 222V221H204ZM6 223V222H5ZM35 224H36V222H34ZM41 223V222H40ZM57 223V222H56ZM110 223V222H109ZM132 223H134V221L132 222ZM135 223V224H136ZM154 223V222H153ZM197 223H199V222H197ZM200 223V224H201ZM205 223H207V222H205ZM2 224V223H1ZM45 224V223H44ZM47 224V223H46ZM54 224V223H53ZM139 224V223H138ZM137 224V225H138ZM151 224V223H150ZM167 224V223H166ZM199 224V225H200ZM209 224H211L210 222H209ZM242 224H244V223H242ZM250 224H252V223H250ZM249 224V225H250ZM111 225V224H110ZM123 225V224H122ZM158 225V224H157ZM171 225V224H170ZM187 225V224H186ZM190 225H191V223H190ZM198 225V224H197ZM205 225V224H204ZM225 225H227V223L225 224ZM229 225V224H228ZM245 225V224H244ZM44 226H46V225H44ZM124 226V225H123ZM135 226V225H134ZM166 226V225H165ZM201 226V225H200ZM252 226H254V225H252ZM51 227V226H50ZM73 227H75V226H73ZM107 227V226H106ZM112 227V226H111ZM137 227V226H136ZM139 227V226H138ZM204 227V226H203ZM208 227H210V226H208ZM212 227V226H211ZM217 227H218V225H217ZM225 227H227V226H225ZM15 228H16V226H15ZM52 228V227H51ZM72 227H70V229H71ZM161 228V227H160ZM171 228V227H170ZM182 228H183V226H182ZM192 227L190 226V228H186V230H189V233L188 232H185V230L183 231V233L182 232H180V236H179V234L177 235V237L179 236L180 238H178L177 240H176V242H174V244H173V237L171 238L170 236V239H172V243L171 244H173V246L174 247H177L178 249H182V251L181 250H179V252L177 253V252H175V253H177V254H175V256H174V258H175V260H173V258H169V259H172V260H169L170 262H172V263H177V264H184V262H185V258H188L187 256L189 255L188 254V250L187 249H190V248H187V245H188V242H190V243H196L195 241H194V237H193V234H194V232L198 235V233L195 231L196 229H193V231H191L190 229H191ZM194 228V227H193ZM202 228V227H201ZM223 228V227H222ZM233 228V227H232ZM242 228H243V226H242ZM80 229H76V230H80ZM115 229H116V227H115ZM135 229H137V228H135ZM151 229H152V227H151ZM168 229V228H167ZM204 229V228H203ZM202 229V230H203ZM227 229V228H226ZM247 229H248V227H247ZM255 229V228H254ZM254 229H253V231H254ZM75 229H74V231L75 232H77V234L80 232V234H81V236H83L82 234L83 233H85L84 231L82 232V231H76ZM139 230V229H138ZM138 230H136V231H138ZM163 230V229H162ZM164 230H165V228H164ZM181 230V229H180ZM198 230V229H197ZM201 230V229H200ZM218 230V229H217ZM221 228H220V232H221ZM240 230V229H239ZM250 230V229H249ZM251 230H252V228H251ZM256 230V229H255ZM44 231V230H43ZM46 231V230H45ZM136 231H135V236H136ZM205 231H207V233H209L210 231H212V230H209V232H208V229L207 230H205ZM224 231V232H223ZM227 231V230H226ZM226 231H225V228H224V230H222V232L226 235ZM230 231H231V229H230ZM235 231H237V230H235ZM258 231V230H257ZM257 231H255L256 233H257ZM67 232H69V234L67 233ZM71 232V233H70ZM120 232V231H119ZM133 232V231H132ZM139 232H140V230H139ZM158 232V231H157ZM166 231H164L163 233H165ZM173 232V231H172ZM178 232V233H179ZM192 232V233H191ZM216 232V231H215ZM218 232V231H217ZM221 232V233H222ZM229 232V231H228ZM246 232H248V231H246ZM17 233V232H16ZM15 233V236H14V241L16 242V243H21V241L23 242V240L24 239H26V238H24V234H22V235H19V234H16ZM27 233H30V232H27ZM35 233V232H34ZM33 233V234H34ZM86 233H89V232H87L86 231ZM85 233V234H86ZM150 233V232H149ZM186 233H188V234H186ZM201 233V232H200ZM206 233V234H207ZM214 233V232H213ZM253 233V232H252ZM49 234V233H48ZM48 234H46L47 236L44 238L43 237V240L40 242L39 241V244L40 243H42V246L44 245V244H46V243H48L49 244V241H51V240H49L52 236H50V235H48ZM84 234V235H85ZM104 234V235H103ZM115 234V233H114ZM158 234V233H157ZM168 234V233H167ZM175 234V233H174ZM177 234V233H176ZM176 234H175V236H176ZM182 234H183V236H182ZM224 234H222V235H224ZM242 234V233H241ZM258 234V233H257ZM256 234V235H257ZM62 235V237H64ZM108 235H110V234H108ZM112 235V234H111ZM120 235V234H119ZM127 235V234H126ZM133 235V234H132ZM196 235V236H197ZM200 235V234H199ZM210 236H211V234H209ZM208 235V236H209ZM214 235H216V233H214ZM221 234H219L218 233V236H220ZM251 235V234H250ZM253 236H254V234H252ZM44 236H45V234H44ZM57 236H54V237H57ZM79 234H78V236L76 235L75 237L77 238H79ZM104 236V237H105ZM116 236H118L117 234H116ZM125 236V235H124ZM124 236H122V237H124ZM129 236H131V234L129 235ZM135 236H133V237H135ZM163 236V235H162ZM165 236V235H164ZM174 236V237H175ZM239 236V235H238ZM74 237V236H73ZM72 237V238H73ZM86 237V236H85ZM108 237V236H107ZM106 237V238H107ZM112 237V236H111ZM114 237V236H113ZM143 237H144V235H143ZM168 237V236H167ZM168 237V238H169ZM193 237V238H192ZM215 237V236H214ZM213 237V238H214ZM217 237V236H216ZM226 237V236H225ZM225 237H222V236H220V238H221V241L222 242H226V240L225 241H223L224 239H225ZM230 237V236H229ZM233 237V236H232ZM232 237H230L231 239H232ZM29 238H32V237H29ZM60 239H62L61 237H59ZM65 238V237H64ZM64 238H63V240H64ZM69 238V237H68ZM71 238V237H70ZM128 238V240H129V238L130 237H127ZM212 238V237H211ZM227 238V237H226ZM239 238V237H238ZM254 238V237H253ZM34 239V238H33ZM51 239H53V237L51 238ZM58 239V238H57ZM105 239V238H104ZM125 239V238H124ZM132 239V238H131ZM135 239H136V237H135ZM160 239H162V238H160ZM164 237H163V240L162 241H164ZM196 239V238H195ZM208 239H209V237H208ZM218 239V238H217ZM223 239V240H222ZM235 239H236V237H235ZM257 239V238H256ZM27 240V239H26ZM32 240V239H31ZM36 240V239H35ZM53 240H55V239H53ZM70 240V239H69ZM78 240V239H77ZM76 240V241H77ZM84 240V239H83ZM82 240V241H83ZM97 240V239H96ZM133 240V239H132ZM149 240V239H148ZM166 240V239H165ZM192 240L194 241V242H192ZM211 240V239H210ZM233 240V239H232ZM255 240V239H254ZM14 241L12 242L13 244H15L14 243ZM34 241V240H33ZM56 241V240H55ZM58 241V240H57ZM65 241H66V238H65ZM111 241V240H110ZM130 241V240H129ZM134 241V240H133ZM159 241V240H158ZM157 241V242H158ZM168 241H170L169 239H168ZM175 241V240H174ZM198 241H199V239H198ZM208 241V240H207ZM260 241V240H259ZM54 242V241H53ZM58 242H61V241H58ZM58 242H56L57 243V245L56 244H54V243H52V244H54V245H56V248L55 249H58V250H62L63 249V247H64V241H62V243H59L58 244ZM67 242V241H66ZM71 242V241H70ZM70 242H69V244H70ZM75 242V241H74ZM100 242V241H99ZM98 242V243H99ZM108 242V241H107ZM126 242H127V240H126ZM161 242V241H160ZM203 242V241H202ZM220 241L218 240V243H219ZM228 242V241H227ZM226 242V243H227ZM25 243V242H24ZM28 243H29V240H28ZM51 243V242H50ZM81 243V242H80ZM102 243V242H101ZM101 243H100V245H101ZM111 243V242H110ZM125 243V242H124ZM140 243H142V242H140ZM156 243V242H155ZM164 243H165V241H164ZM163 243V245H166V244H164ZM167 243V242H166ZM170 243V242H169ZM187 243V244H186ZM190 243H189V246H190ZM225 243V244H226ZM231 243V242H230ZM39 244L37 245H35V246H38L39 247V249H42V248H40V246H39ZM48 244H47V246H48ZM67 244V243H66ZM72 244V243H71ZM75 244H77V243H75ZM74 244V245H75ZM161 244V243H160ZM168 244V243H167ZM171 244H169V246H172ZM203 244V243H202ZM205 244V243H204ZM224 243H223V245H225ZM228 244V243H227ZM17 245V244H16ZM24 245V244H23ZM34 245V244H33ZM41 245V244H40ZM53 245V246H54ZM68 245V244H67ZM80 245V244H79ZM89 245V244H88ZM215 245V244H214ZM223 245H222V248H223ZM229 245V244H228ZM227 245V246H228ZM232 245V244H231ZM12 246V245H11ZM15 246V245H14ZM18 246V248H19V246H22V245H17ZM41 246V247H42ZM44 246H46V245H44ZM43 246V247H44ZM52 246V245H51ZM81 246H82V244H81ZM87 246V245H86ZM91 246V245H90ZM104 246V245H103ZM157 246V245H156ZM155 246V247H156ZM188 246V247H189ZM196 246V245H195ZM218 246V245H217ZM219 246H221V245H219ZM226 246V245H225ZM224 246V247H225ZM8 247V246H7ZM16 247V246H15ZM26 247V246H25ZM25 247H24V249H25ZM31 247H33L32 245H31ZM49 247V246H48ZM47 247V248H48ZM68 247V246H67ZM75 247V246H74ZM83 247H85V246H83ZM99 247V246H98ZM123 247V246H122ZM127 247V246H126ZM143 247V246H142ZM151 247V246H150ZM187 248L186 249V251H187V253H186V251L184 250V248ZM211 247V246H210ZM229 247V246H228ZM17 248V249H18ZM28 248V247H27ZM37 248V247H36ZM50 248V247H49ZM53 248V247H52ZM52 248H50V249H52ZM65 248H66V245H65ZM104 248H106V247H104ZM129 248V247H128ZM128 248H127V251H128ZM132 248V247H131ZM162 248V247H161ZM167 248H169V247H167ZM176 248V249H177ZM192 248V247H191ZM194 248V247H193ZM202 248H203V246H202ZM207 248V247H206ZM221 248V247H220ZM221 248V249H222ZM231 248V247H230ZM12 249V248H11ZM15 249V248H14ZM49 249V250H50ZM69 248H67V250H68ZM83 249H85V248H83ZM125 249V248H124ZM165 249H166V247H165ZM176 249H172V251H174V250H176ZM177 249V250H178ZM214 249H215V246H214ZM19 250V249H18ZM22 250V249H21ZM26 250V249H25ZM36 250H38V249H36ZM53 250V249H52ZM58 250H55V252L57 251L58 252ZM89 250H91V248L89 249ZM143 250V249H142ZM169 250V249H168ZM227 250H228V248H227ZM231 250V249H230ZM80 251V250H79ZM95 251V250H94ZM170 251V250H169ZM185 251V252H184ZM192 251V250H191ZM206 251V250H205ZM247 251V250H246ZM261 251V250H260ZM14 252H15V250H14ZM21 252V251H20ZM35 252V254L34 253H32V254H34V256L33 257H35L34 258V260H31L30 258V260L31 261H36L35 263H33V262H26V259H25V261L23 260V261H21V263L20 264H44L45 262H48L49 260H48V255L47 254H45L46 256H44L43 255V252L42 251H34ZM54 252V251H53ZM52 252V253H53ZM84 252V251H83ZM137 252V251H136ZM163 252H165L164 250H163ZM190 252V251H189ZM199 252H200V250H199ZM209 252V251H208ZM218 252V251H217ZM16 253V252H15ZM30 253V252H29ZM49 253H51L50 251H49ZM51 253V254H52ZM76 253V252H75ZM79 253V252H78ZM160 253V252H159ZM191 253V252H190ZM193 253V252H192ZM192 253H191V255H192ZM245 253V252H244ZM247 253H248V251H247ZM13 254V253H12ZM11 254V256L10 257H12L13 255ZM21 254H22V252H21ZM27 254V253H26ZM55 254V253H54ZM54 254H52L51 256H53ZM59 254V253H58ZM60 254H62V253H60ZM87 254V253H86ZM91 254V253H90ZM93 254V253H92ZM98 254V253H97ZM96 253L94 254V255H96V257L98 258V256H100L99 254L97 255ZM101 254V253H100ZM108 254V253H107ZM125 254V253H124ZM135 254V253H134ZM150 254V253H149ZM161 254V253H160ZM163 254V253H162ZM167 254V253H166ZM169 254H172V253H169ZM194 254H195V252H194ZM193 254V255H194ZM224 254V253H223ZM232 254V253H231ZM257 254H259L258 252H257ZM256 254V255H257ZM264 254V253H263ZM7 255L9 256V254L7 253ZM18 255H19V253H18ZM69 255H70V253H69ZM68 255V256H69ZM88 255V254H87ZM128 255H130V254H128ZM145 255V254H144ZM165 255V254H164ZM173 255V254H172ZM248 255V254H247ZM15 256V255H14ZM17 256V255H16ZM15 256V257H16ZM21 256V255H20ZM49 257L50 258V261H51V258L52 257ZM72 256V255H71ZM102 256V255H101ZM112 256V255H111ZM131 256V255H130ZM141 256V255H140ZM157 256V255H156ZM23 257H24V255H23ZM27 257V256H26ZM55 257V256H54ZM84 257V256H83ZM90 257V256H89ZM106 257V256H105ZM117 257V256H116ZM127 257V256H126ZM160 257H162V256H160ZM167 257H169V256H167ZM194 257V256H193ZM207 257V256H206ZM243 257V256H242ZM249 257V256H248ZM18 258H19V256H18ZM18 258H17V260H18ZM21 258V257H20ZM86 258H88V257H86ZM120 258V257H119ZM122 258V257H121ZM152 258V257H151ZM246 258H247V256H246ZM260 258V257H259ZM10 259H11V261H10ZM9 259V264H14V262H15V258L13 257V258H10ZM58 259V258H57ZM64 259V258H63ZM77 259V258H76ZM80 259V258H79ZM95 259V258H94ZM101 259H102V257H101ZM105 259V258H104ZM125 259V258H124ZM144 259H146V258H144ZM161 259V258H160ZM164 259V258H163ZM231 259V258H230ZM242 259V258H241ZM256 259H258V258H256ZM263 259V258H262ZM16 260V261H17ZM21 260V259H20ZM20 260H18L19 262H20ZM47 260V261H46ZM74 260V259H73ZM96 260V259H95ZM148 260V259H147ZM158 260V259H157ZM167 260V259H166ZM188 260V259H187ZM186 260V261H187ZM201 260V259H200ZM255 260V259H254ZM14 261V262H13ZM65 261V260H64ZM87 261V260H86ZM103 261V260H102ZM128 261V260H127ZM145 261V260H144ZM163 261V260H162ZM169 261H168V263H169ZM189 261V260H188ZM196 261H198V260H196ZM231 261V260H230ZM263 261V260H262ZM71 262V261H70ZM73 262V261H72ZM75 262V261H74ZM80 262V261H79ZM78 262V263H79ZM140 262V261H139ZM142 262V261H141ZM165 262H167V261H165ZM165 262H164V264H165ZM192 262V261H191ZM228 262V261H227ZM238 262V261H237ZM7 263V262H6ZM16 263V262H15ZM18 263V262H17ZM59 263V262H58ZM76 263V262H75ZM83 263V262H82ZM88 263V262H87ZM96 263H97V261H96ZM115 263H116V261H115ZM127 263V262H126ZM190 263V262H189ZM196 263V262H195ZM200 263H202V261L200 262ZM234 263V262H233ZM232 263V264H233ZM250 263H251V260H250ZM4 264H5V262H4ZM19 264V263H18ZM47 264V263H46ZM50 264V263H49ZM67 264H69V263H67ZM73 264V263H72ZM77 264V263H76ZM84 264V263H83ZM92 264H93V262H92ZM123 264V263H122ZM141 264V263H140ZM146 264H148V263H146ZM167 264V263H166ZM186 264V263H185ZM188 264V263H187ZM229 264H231V262L229 263ZM244 264V263H243Z\"/></svg>", "mask_w": 264, "mask_h": 264}]
</instances>
